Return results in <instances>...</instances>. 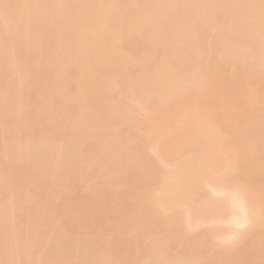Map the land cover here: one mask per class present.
<instances>
[{
	"label": "bare ground",
	"instance_id": "obj_1",
	"mask_svg": "<svg viewBox=\"0 0 264 264\" xmlns=\"http://www.w3.org/2000/svg\"><path fill=\"white\" fill-rule=\"evenodd\" d=\"M98 0H0V68H2V69H0V70H2L4 73H3V76H2V74H1V72H0V78H1V76H2V80L4 81V82H6L7 83V87H9L7 90L10 92V97H9V102L8 103H11V107L14 109H19L18 107L20 106H22V105H24L22 108H24V107H27V106H25V104H28L29 105V103L28 102H26L27 101V99L30 97V94L28 95V94H26L27 92L29 93V90L30 89H32L33 87L35 88H39L38 90L41 92V91H43V93H44V95H43V93H42V95H43V97L44 98H42V100L44 99L45 101H46V104H45V102L43 103V101H41V100H39V101H41L43 104H45L46 105V107H45V105H43V108H44V110L43 111H46L47 112V114L48 115H51V117L50 116H48L47 117V114L46 115H44V117H42L43 116V114L44 113H46V112H41V111H38L37 112V110H36V112L38 113V118L39 119H36L35 117H33V115H31V114H34L35 113V111L34 112H31V114H25V116H23L22 114H21V116L22 117H25L24 119H25V122H23V121H21V123L23 122L24 124L27 122L26 120H28L29 118H30V116H32L31 117V120H30V122L31 123H33L34 122V124H32V125H36L37 124V126H39V127H43V128H41V131H42V129L43 130H49V129H51V124H53V125H56V128H57V124H60V122H58V121H61L62 119H63V117H64V114H63V117L61 118L60 116H61V113L63 112L62 110H64V112H65V110L66 109H64L63 107H65L66 108V105L64 106V104H65V102L63 101L64 99L66 100V101H72V100H76L77 102L79 101V104H80V106L79 107H77V110H74V112L76 111V116H77V111H79V109L78 108H82V106L83 107H85L84 105H88L87 107H89V104L90 103H94V109H93V111L91 110V109H85V111L86 112H84V114L93 122V124L91 125L90 123H89V121L90 120H88V118L86 119V120H88V124L90 125H88V124H86V125H84L85 124V119H83V116H84V114L82 113V112H78V121L80 120V122L81 123H78V124H81V125H78V124H76L78 121H74L75 122V124L72 122V120L71 119H75V117L74 116H71L70 115V117H73V118H70V120H71V123H70V125H69V123H68V126L71 128V129H73V131H72V135H73V133H78L79 135H82L83 136V138H84V134H80L79 132H77V131H74V130H77L78 128L79 129H81V131L82 132H84V128H85V126H86V128H89V129H87V131L89 132V130H93L94 129V133H96L98 130H99V128L102 126V125H100V127H99V125H97L98 123H95V122H100V121H102L101 123L102 124H104V126H105V131L107 130V129H109V132L108 131H106V132H102V130H104V127H101L102 129H101V131L99 130L98 131V133H105V134H101L102 136H98V133H97V136L95 135V137H93V133H92V137L93 138H98V142L99 143H95L96 145L97 144H99V145H101L102 144V147H97V146H94L93 147V145L91 146V144L92 143H89L88 142V140H87V142H88V144H87V142H86V139L84 138V141H83V138H81V136H80V138L82 139V142L83 143H81V145L82 144H84V142L86 143V144H84V148H87L88 149V147H86V146H90L91 147V149L92 150H94V153H95V151L97 152V153H95V155H100L99 153H101V155H102V158H100L99 156H98V158H95V157H97V156H95V155H93L92 156V158L94 157L95 159H91L92 161H90V162H93L94 163V167L95 168H99V171L96 169L95 170V168L93 167V166H91V167H89V168H91V171L90 170H88L87 169V171H86V166L83 164L84 162H85V164H87V163H89V160L87 161V159H82L83 161H80L81 163V165L80 166H82V167H80L81 168V170H80V172L81 173H79L80 175L82 174V173H84L85 174V172H86V175H87V173H89V171H90V173L88 174L89 176H95L96 175V172L97 173H100V171H102L104 168H102L101 169V166H103L104 164H106V163H104L103 165H101L100 164V166H98L99 165V163L97 162V161H95V160H98L99 162H102L103 160H101V159H103L105 156L103 155V151H104V154L106 155L107 154V156L109 155V157H108V159H107V157H105L106 158V160H109V162H111L112 161V159L113 158H115L116 160H114L113 159V161H118V159L116 158L117 156V152L119 151V149H120V152H122L121 151V149H123V146H122V148H120L119 147V149H117V147L118 146H120L122 143H121V141H120V139H119V137H118V134H116L114 131H113V129L115 130L116 129V131H117V128L119 129H121L122 130V128H123V130L124 129H126V128H124V127H122V126H126L127 125V123H126V121H127V117L129 118V112H128V110H130V111H135V109L134 110H132V106L131 107H129V104L128 103H126L125 102V95H129V97L127 98V99H131L130 97L132 96L131 95V93L134 91H132V92H129L131 89H129V87H131L132 86V84H133V86L134 85H136L137 87H139V88H137V91H139L140 93H139V96L137 95L136 96V94H134L133 93V95H134V98H137V99H135V104H136V106H135V108H136V110H138L140 113H142V115H143V113H145V115H146V117H148L147 118V120H146V122H145V126H144V129L142 130L143 132H142V134H141V142H140V139H139V137H138V139L137 138H135V140H137V143L138 142H140L139 144H138V147H137V149H135L136 150V152H134L135 150L134 149H132L133 151H131V148H129V147H126V148H124V150L126 149L127 150V153H129V154H131L130 152H134V153H136L137 155V164H138V167L140 168V170H139V168H138V170H137V172H136V170H135V172H134V174L132 175V176H130V178H131V186H128V187H132L134 190V193L132 194V200L134 199L135 200V203H137V204H135V205H138V207L137 206H134V204H133V206H134V208L133 209H131L130 207H132V206H130V205H132V204H130L129 205V210L128 211H130L131 210V212L133 213V210H135V207H136V209H139V212L137 211V210H135L134 211V214L136 215L137 213H135V212H138V215H137V220L139 219V217L141 218V217H148L149 219H147L146 218V220H152V218H151V213H150V215H149V211H154L153 213V215H152V217L153 218H155V219H158L159 217H160V221H161V218L162 217H164L165 216V214H167V210L168 209H170V210H172L173 211V213L172 214H170L169 213V215L168 216H171L172 218L174 217V219H172V221L170 220L171 218L170 217H167V221H169V224H165V225H167V226H171L172 228H170V226H169V229L168 230H170V235L168 234H165V235H167L168 236V238H169V236H170V240L171 239H174V240H171V241H168L169 242V244H168V242L167 241H165V239L167 238V236L165 237V236H163V234L161 233V232H163V231H161V228H160V226L159 227H157V225H155L154 226V228L153 227H151L152 228V230H150V227H148L149 228V232H151V234L153 233L154 234V232L155 231H157V230H155L156 228L157 229H159L160 228V233L162 234V236L164 237L162 240H164L165 242H163L165 245H168L169 247L171 246V245H174V244H176V240L175 239H177L178 237H179V239H177V243H179L180 241L179 240H181V242L182 243H185L184 242V240H183V238L185 239V237L187 236V239H191L190 241H192L191 243L192 244H194L196 247H194V246H192L191 248H196L197 250L196 251H198V252H201V254L204 256V257H206L208 260H209V258H211L213 255H211V254H215L214 253V251H213V249L215 248H217L216 246L218 245V243H221V245L219 244L218 245V248H220L221 247V249H219L218 251H220L221 250V252H220V254H217V258L216 257H214L213 258V260L214 261H210V262H216V264H264V185H262L263 183H264V172L261 174L260 172H262V171H264V136L262 135V132L261 133H259V135H256L257 136V140L259 139V140H261V143H260V147H258L257 145H255L256 147L255 148H257V154L255 155V154H253L255 157H252V156H250L249 154H248V150H249V147H250V145H252V144H254V139H256V136L255 137H253V139H252V141L250 140L251 138H250V136H249V140H243L242 138H245L244 137V135H242L243 137L241 138L240 137V139H239V135H241L240 134V131H241V133L244 131V130H246V128H248L250 125H253L254 124V122L251 124L248 120H252L251 118L250 119H247V118H249L250 116L252 117V116H254V114L256 113V106L254 107V101H255V98H254V94L256 93V90H251V92L252 91H254L253 92V95L251 94V92H249L248 91V86L247 85H249V84H245L246 85V87L245 86H243L244 88H245V92H244V88H240V75H242L243 74V72H242V68L243 67H249V65H248V63H246L245 64V62H248V61H251V63H250V65L253 67L255 64H253L252 62H254L255 61V59L256 58H258L257 56H259V58L264 62V0H151V1H154L155 2V4H154V2H150L152 5L154 4V5H159V4H161L159 7L158 6H156L157 7V9H155L154 8V5L153 6H150V7H153L154 9H155V11H154V9L152 8V10L155 12H153L154 14H152V12H148L147 10H148V7H146L147 8V10H145L144 8H145V6H144V4H142V2L143 1H141V0H133L135 3L134 4H136V8H138L137 7V5L138 6H142V9H140V8H138V9H136V11H137V13L136 12H133V11H131V13H132V15L134 14H137V16H141L140 15V13L142 12H139L140 10H143V12H145V14L144 13H141V14H143L142 15V18L141 17H139L140 19H144V16L147 14V16H145V21L144 20H142V22H143V25H141L142 24V22L140 21V19L139 20H137V18L135 19L134 17H136V15L134 16H131L130 15V17L133 19H131V18H129L130 20H132V21H134V19L136 20V23H137V21H139L140 22V27H144V28H147L148 30H149V27L152 29V35H150L149 33H146L147 31H145L144 32V30L145 29H143V31H142V28H140V27H137V28H139V32L137 31V33L135 32V34H138L139 33V36H140V34H141V32L140 31H142V32H144V34H143V37L141 38V37H139V40L142 42L143 41V44H146L147 45V38H149L150 36H152L151 38L152 39H156V40H158V42H155L154 40H151V43H152V41L154 42V43H150L149 42V44L148 45H150L151 44V46L152 45H154L155 46V44H158L157 45V48L156 47H154V49H156V52H157V50L159 51V54H158V52H157V55H156V52H155V55H156V57H154L153 55H149V54H147V53H144L143 55H142V53H139V52H142V51H140V50H136L134 47H138V48H140V46H141V50H143V48H146L145 50H146V52L148 51L147 50V47H146V45H145V47H143V45H141L140 43L137 45V43H135V42H137L136 40H138V39H134V45L135 46H133V43L128 39L129 37H128V24H127V31H123V29H124V27H126L124 24L125 23H123L122 21H121V24L123 23V25L121 26V31H119V30H111L110 28L112 27V25L115 23L116 24V22L115 21H111L112 23H111V27H109L108 28V21H109V19L111 18L110 16H112V14L108 17V13H106V12H104V8L106 7L107 8V10H112V11H114L115 12V10L117 9V5H116V3H117V0L115 1V0H100V1H98ZM123 1V0H122ZM127 1V0H126ZM131 1V0H130ZM129 1V2H130ZM139 1V2H138ZM146 0H144V3H145V5H146V3H149L148 2V0H147V2H145ZM150 1V0H149ZM121 2V1H120ZM119 2V0H118V3L120 4H118V6H119V8L121 7V5H127L126 3H125V1L123 2L124 4H121ZM129 2H127V3H129ZM141 2V3H140ZM133 3V2H132ZM130 5H131V8H132V10H135V8H133V6H134V4H133V6H132V4H131V2L129 3ZM139 4H141V5H139ZM124 5V6H125ZM150 5V4H149ZM147 6H148V4H147ZM144 7V8H143ZM124 8V7H123ZM128 8V7H127ZM131 8H130V6H129V10H131ZM124 9H126V8H124ZM119 9H117L116 11H118ZM122 10V9H121ZM128 10V11H129ZM139 10V11H138ZM223 10H226V11H230V13H227L226 11H224V13L226 12L228 15H230L231 16V18H232V16H233V18L232 19H230V18H228L230 21H228V19L227 18H225L224 20H226L227 19V22H223L222 21V18H221V16L219 17V19H221L220 21H222L223 23H222V25L225 23H227V26L225 25V27H223V26H218L220 29L222 28H226L228 31H226L225 29L224 30H220V29H218V27L216 26L215 28H216V32H217V30H218V32L216 33L215 31L212 33V31L209 29L210 27H206V29L208 30V32L210 31V33H212V34H215V36L213 37V36H211L210 35V33H209V35L208 36H210L211 38H213V39H209V41H210V43H209V41H208V44H207V42L206 41H203V45L205 46V42H206V51H205V53H204V49H198L199 47H200V45L198 46V44L196 45H194V46H196V48H197V50H199V52H202V54L204 53V54H206L207 53V51H212V50H214L216 47H217V49L219 50V52L218 53H220V49H219V45H221L222 46V49H221V53H223V56H222V54H221V56H219V57H222L221 59H224V61L226 62H224L223 60H221V59H219L220 61H223V63L222 62H220L219 60H218V58H217V50L215 51L216 53H210L209 54V56H210V58L212 59V60H214L213 62L214 63H211L209 60H207V61H205V62H207V64H205V66H203L204 64H202V66L204 67V75H203V73H201V74H199L198 73V69H197V67H194V71H192V72H196V73H198L199 74V76L201 77V79H200V77H198L197 75L195 76L196 78H198V79H200V80H203L204 79V81H203V83L204 84H202L203 86H202V88L203 89H201L200 90V87H201V85L199 86V87H197V88H195V87H193V85L195 86V84L197 83V84H200L202 81H200L199 80V82L200 83H198V82H195L194 81V78L192 77V75L194 74H196V73H190L189 71L190 70H192L193 68H190V66H188L190 69H188V68H186V69H188V70H186L185 69V71H184V73H182L183 71H181L180 69H178L180 72H181V74H186L187 72L186 71H188L189 73H190V75L188 74V76H187V74L185 75V76H187V77H185V76H183V75H179V73H178V71H176L177 73L175 74V69L173 68V66H172V69H171V67H168V65H169V63L168 62H170L171 63V59H168L167 61H166V58H169V56L171 55V57L170 58H172V56L174 55V53H176L175 51H174V48L176 47V48H179V50H180V48L183 46V49H185V47L184 46H187V48L190 46V45H193L192 43V41L191 40H194V39H196L197 38V36H198V43L199 42H201V36H202V34H204L205 32H207V30H204V32L202 31V29H201V27L200 26H198V23H197V21H200V23L202 22L203 24H206V25H210L212 22H213V20H215L216 21V19H217V17L219 16V14H220V12H222L223 13ZM123 11V10H122ZM119 12V14H118V16H120V15H124V14H126V12H121L120 13V11H118ZM138 12H139V14H138ZM219 14H218V13ZM116 13V12H115ZM129 13L130 12H128L127 14L129 15ZM216 13L218 14L217 16H216ZM149 14V15H148ZM233 14V15H232ZM128 15H127V17L125 18V15H124V18H122V20L124 19V20H127L128 19ZM178 15V16H177ZM221 15V14H220ZM224 15V14H223ZM227 15V16H228ZM114 16V15H113ZM116 16H117V14H116ZM214 16H215V18H214ZM229 17V16H228ZM115 18V17H114ZM116 18H118L119 19V17H116ZM114 19V20H118V19ZM113 19V18H112ZM111 19V20H112ZM235 20V22L237 21V23H239V25H237V24H235L234 23V20ZM120 20H121V18H120ZM123 20V21H124ZM176 20H177V22L179 21L180 22V20H181V22H183L182 24H179V23H177L176 22ZM218 20V19H217ZM231 20L233 21L232 23H234L236 26H233L234 24H232L231 23ZM128 21V20H127ZM195 23H194V22ZM214 21V22H215ZM120 22V21H119ZM119 22H118V25H119ZM129 22V21H128ZM139 22L137 23V24H139ZM176 22V24L178 25L177 26V30H176V27H174L173 28V24ZM180 22V23H181ZM213 22V23H214ZM228 22H230L231 23V25L228 23ZM247 23L246 24V28H247V35L245 34V32H244V30L242 31V27L241 26H243L244 24L243 23ZM131 25H132V23L131 22H129ZM136 23H134V25L136 26L137 24ZM195 24V26H198L200 29H201V31H200V29L198 28V27H195L194 26V24ZM216 23H218V21L217 22H215V24ZM241 23V24H240ZM176 24H174V26H176ZM193 24V25H192ZM214 24V25H215ZM229 24V25H228ZM145 25V26H144ZM181 25V26H180ZM183 25H184V27H183ZM241 25V26H240ZM120 26V25H119ZM118 26V27H119ZM138 26V25H137ZM181 28H180V27ZM191 26H192V28H191ZM194 26V27H193ZM205 26V25H204ZM204 26L202 25V27H203V29H204ZM231 26H232V28H231ZM239 26H240V30L242 31V32H244V34H245V36H244V34L242 35V33H241V35L242 36H244V37H242V36H240L239 35V32H238V29H237V27L239 28ZM133 27V26H132ZM183 27V28H182ZM244 27V26H243ZM113 28H115V25L113 26ZM120 28V27H119ZM130 28V27H129ZM178 28H180V30L178 29ZM194 28V30H193V32H190L191 31V29H193ZM229 28V29H228ZM231 28V29H230ZM246 28H245V30H246ZM131 29V28H130ZM133 29H134V27L132 28V31H133ZM141 29V30H140ZM150 29V30H151ZM198 29V31H195V30H197ZM211 29H213V28H211ZM134 30H137L136 28L134 29ZM229 30H231V32H232V34L229 32ZM131 31V34H133V32ZM194 32H196V35H197V33H198V35L196 36V38H195V36H194ZM200 32H203V33H200ZM221 32V33H220ZM145 33L146 34H148L149 35V37H148V35H145ZM199 33H200V35H199ZM218 33H220V34H218ZM133 35V36H136V35ZM142 34H141V36H142ZM191 34L193 35L192 37H194L193 39L192 38H190V36H191ZM207 34V33H206ZM216 34H217V38L215 39V37H216ZM132 36V37H133ZM144 36H146L145 38H144ZM238 36H240V38H241V40H242V38H245L246 36H247V39H248V41L249 42H244V41H242V44H241V47H239L240 46V43H241V40H239L240 38L238 37ZM200 37V38H199ZM238 39H237V38ZM137 38V37H136ZM146 39V41L145 40H142V39ZM189 38V40H188V45H189V41H191L190 42V45L188 46L187 45V43H186V40ZM208 38V37H207ZM219 38V39H218ZM236 38V39H235ZM234 39L237 41L238 40V42H239V44L238 43H236V41H234ZM246 39V38H245ZM139 40H138V42H139ZM149 40V39H148ZM160 40V41H159ZM214 40V41H213ZM215 40H217L216 41V43H214L215 42ZM196 41V40H195ZM212 41H213V43H212ZM246 41V40H245ZM145 42V43H144ZM243 42H244V44L247 46H249L250 47V50H252V52H253V54L255 55V53L254 52H258L255 56H256V58H254V60H253V54H252V56H250V58L249 57H246V58H248V59H251V57H252V60H245L246 58H245V55H246V53H249V54H247V56L248 55H250L251 53L249 52V51H247L248 50V47L246 48V46H244L243 45ZM185 45H184V44ZM182 45L181 47L180 46H178V45ZM199 44H201V43H199ZM147 45V46H148ZM202 44H201V46L202 47H200V48H205L204 46H203ZM216 45H218V46H216ZM41 46H43V47H45L44 49L46 50V54L47 55H49V56H47L46 55V58H45V51H43V54H42V56L41 57H43V60H44V64H43V62H42V64L43 65H41L40 67L36 64V63H32V61H30V60H32L31 59V57H29V54L30 53H35V52H38L39 50H40V48H41V50H40V53H41V51H42V47ZM178 46V47H177ZM220 46V47H221ZM245 49H244V48ZM137 48V49H138ZM150 48V47H149ZM152 48V50H153V46L151 47ZM159 48V49H158ZM175 48V49H176ZM190 48H195V47H189V49ZM195 48V49H196ZM224 49V50H223ZM236 49V51H234ZM243 49V50H242ZM31 50V51H30ZM178 50V51H179ZM231 50L233 51L232 53H234V52H236V54L234 55H232L233 56V58L232 57H230L229 56V58H227V55H229L228 54V52H231ZM239 50H240V52H242V53H245V55L243 54V57L245 58H243L242 57V53H240L239 52ZM242 50V51H241ZM244 50H246V51H244ZM225 51H227V53L225 52ZM136 52H138L140 55H137L136 54ZM143 52H145L144 50H143ZM149 52V51H148ZM152 52V51H151ZM225 52V53H224ZM23 53H29V54H27V58L28 59H30V60H28L27 61V63L25 62H23V61H21L19 58H18V56L20 57V58H22L21 56H20V54H23ZM32 53V54H33ZM153 53V52H152ZM178 53V52H177ZM176 53V54H177ZM239 53V58L237 59V54ZM25 54V55H26ZM39 54V53H38ZM151 54V53H150ZM154 54V53H153ZM173 54V55H172ZM201 54V53H200ZM203 54V58H204V55ZM214 54V55H213ZM224 54H225V58H224ZM158 55H160V56H158ZM179 55H181V53L179 54ZM178 55V56H179ZM220 55V54H219ZM24 56V55H23ZM152 56H153V59H152ZM175 56V55H174ZM173 56V61H174V59H176L175 61H176V65L179 63V61H180V63L182 62V64H183V60L181 61L179 58H181V57H179L178 59H177V55L174 57ZM184 56V55H183ZM236 56V59H234V57ZM40 57V58H41ZM159 57V58H158ZM162 59H161V58ZM216 57V58H215ZM35 58V57H34ZM197 58V57H196ZM207 58V57H206ZM209 58V57H208ZM209 58V59H210ZM215 58V59H214ZM231 58H232V60H231ZM244 59V62H242L243 61V59ZM150 59H152L151 61H153V62H156V64H153L154 65V69L152 68V72L149 70V72H147V73H149V74H146V70L148 71V68L145 70L144 69V67H145V65L146 66H149V64H150V62H149V60ZM158 59H161L160 61H158ZM182 59V58H181ZM186 59V58H185ZM229 61H228V60ZM239 59H241L240 61L242 62V64H240V62H236V61H234V60H237V61H239ZM259 59V60H260ZM23 60H24V58H23ZM26 60V59H25ZM38 61H40V63H41V61H43L42 59L41 60H39V59H37ZM156 60V61H155ZM178 60V61H177ZM219 62H217V61ZM258 60V59H257ZM33 61H35V59L33 60ZM172 61V62H173ZM174 61V62H175ZM232 61H234V63H232ZM261 61V62H262ZM23 62V63H22ZM147 62H148V65H147ZM173 62V63H174ZM178 62V63H177ZM204 62V61H203ZM227 62H230L229 64L231 65V66H228L229 64L227 63ZM261 62L259 63L258 61H257V63H259V65L261 64ZM173 63H171V64H173ZM220 63H221V65H220ZM235 63H237L236 64V67H235V65H233V64H235ZM151 64H152V62H151ZM216 64H218V65H216ZM223 64H228V65H224V67L222 66ZM238 64L239 65H241L242 67L240 68L239 66H238ZM174 65V64H173ZM179 65H181V64H179ZM222 66L223 67V69L225 68V70H222V68L220 67V66ZM248 65V66H247ZM259 65H258V67H259ZM151 67H153L152 65H150ZM185 66H186V64L184 63V65H182V68H183V70H184V68H185ZM186 66V67H187ZM201 66V65H200ZM218 66V67H217ZM251 66H250V68H251ZM41 67L43 68L42 70H47L48 72H47V75L45 76L47 79H45L44 81H42L41 80V78L42 77H40L38 74L40 73V72H42V70H40L41 69ZM150 67V68H151ZM174 67H175V65H174ZM181 67V66H180ZM179 66H178V68H180ZM193 67V66H192ZM199 67V66H198ZM226 67L228 68V67H230V68H228V69H226ZM234 67V69L235 68H237V70L239 71V69H241L240 71L242 72H240L239 71V74H238V71L236 70V72H234L235 70L234 69H232ZM239 67V68H238ZM255 67H257V64H256V66ZM134 68H136V72H133V69ZM200 68L201 67H199V70H200ZM139 69V70H138ZM172 71H171V70ZM177 69V68H176ZM196 69V70H195ZM219 69H221V70H219ZM40 70V71H39ZM203 70V69H202ZM245 70H247L246 72H244V76H246V74H248L247 75V77L248 76H251V74H249V72H252V71H249L248 72V70H250L249 68H247V69H245ZM9 73H8V72ZM244 71V70H243ZM7 72V74H6V76L7 75H9L7 78H8V80H6L5 81V79H7V78H5L6 76H5V73ZM200 72V71H199ZM203 72V71H202ZM234 72V73H233ZM44 73H46L45 71H44ZM236 73V74H235ZM253 73V72H252ZM192 74V75H191ZM231 74H232V76H231ZM257 74H258V72H257ZM257 74H255L254 76H256ZM40 75H41V73H40ZM42 75H43V73H42ZM41 75V76H42ZM45 75V74H44ZM236 75H238V76H236ZM5 76V77H4ZM33 77V78H35V81H34V83H33V85H31V86H29L28 85V81L26 80V79H24V77ZM190 76V77H189ZM235 76V78H233ZM253 76V75H252ZM251 76V77H252ZM253 76V77H254ZM189 77V78H188ZM192 77V78H191ZM229 77L230 78H232V79H234L233 81L235 82H232V79H229ZM238 77V78H237ZM4 78V79H3ZM203 78V79H202ZM226 78V79H225ZM256 78H260V76H259V74H258V77L256 76ZM255 77H254V79H256ZM1 79H0V81H1ZM225 79V80H224ZM262 79V78H261ZM23 80H25V83L23 84ZM34 80V79H33ZM130 80V81H129ZM156 80V81H155ZM157 80H158V82L160 83H158L157 82ZM224 80V81H223ZM264 80V79H263ZM28 83H27V82ZM32 80H30V82H31ZM192 81L194 82V84L192 83ZM197 81V80H196ZM226 81V83H224ZM237 81V82H236ZM256 81H259V80H257L256 79ZM262 81V80H261ZM157 84H155V83ZM231 82V83H230ZM239 82V83H238ZM27 83V84H26ZM131 83V84H130ZM222 83V84H221ZM223 83L224 84H226V87L223 85ZM227 83H229V84H227ZM234 83V84H233ZM257 83V82H256ZM262 82H259V84H261ZM155 84V85H154ZM189 84H191V88H189L190 86H189ZM197 84H196V86H197ZM216 84H218V85H216ZM219 84H220V86H222L221 87V89H218V88H220V86H219ZM230 84H232V85H230ZM258 84V83H257ZM257 85V87H259L260 85ZM129 85H131V86H129ZM228 85V86H227ZM236 86V87H238V88H240V90H239V92L243 89V93H238L237 95V97H239L240 98V100L239 101H236L237 100V97L235 98V96H233L234 94L233 93H235V88L236 87H233V86ZM1 86V85H0ZM4 86V85H3ZM133 86H132V89H133ZM211 86H214V87H216V88H214V89H216V90H219L218 92H216V90L215 91H213L212 89L213 88H210ZM232 86V87H231ZM250 86V85H249ZM2 87V86H1ZM5 87V86H4ZM30 87V88H29ZM156 87V88H155ZM33 88V90H30V91H33V92H35V89ZM134 88L136 89V87L134 86ZM141 88V89H140ZM193 88H195V89H193ZM199 88V91L198 90H196V89H198ZM209 88L212 90L211 91V93L212 92H215V93H210V94H207V96H209L210 95V97H211V102H212V100L213 99H215V100H213L214 102L215 101H219V99H217L219 96H221L222 97V99L224 98V101H231V102H229L230 104L232 103V104H234V105H232V108L234 109L235 107L236 108H239V107H237L238 105H240V107H241V109H240V113L238 112V111H236L237 109L235 108V112H233V111H230L231 113H232V115L233 116H231V115H229L228 116V114H230V112L228 111V114H226L228 117H227V119H224V120H227L229 123H227V124H229V126H230V124L232 125V123H234V122H236V123H234L235 125H236V127H235V125L233 126L234 127V129H235V131L237 132V133H239V135L237 134V133H235L234 132V130L232 131V133L234 132L235 133V136H234V134H233V136L234 137H232V136H230V134L229 133H227V132H224L223 131V129L226 127V126H224V125H227L225 122H227V121H224L223 119H221V117H222V115H221V113L222 112H224L223 114H225V112L227 111L226 109H225V111H222L221 113H219L218 112V114L219 115H217V121L219 122V125L218 124H214L215 125V127L214 128H212L213 127V125H211V126H209V122H207V119H209V114H208V112H209V107H207L208 105H203L202 104V102H200V101H197V99H199V98H201V96L202 95H206V91L208 90V93H209ZM224 88V89H223ZM234 88V89H233ZM262 88V87H261ZM114 89H118V90H120V91H127L126 92V94L124 95L122 92L120 93V99H117V102H115L114 101V99H116V97H113L114 99L112 100V101H114L115 103H116V105H113L112 104V106H113V108H112V106H111V108H112V110H109L108 108H102V109H104V110H102V109H100V107L102 106V105H107L108 103L107 102H109V100L110 99H112V96L110 95V93H111V91H112V93L114 92V94H113V96H116L115 95V90ZM128 89V90H127ZM139 89V90H138ZM231 89V90H230ZM221 90V91H220ZM258 90H259V88H258ZM1 91H3V90H1ZM71 91H74L73 93L75 94V95H72L71 93ZM137 91L135 92V93H137ZM225 93H224V92ZM233 91V92H232ZM247 91V92H246ZM36 92H38L37 90H36ZM152 92H153V94H156V96L158 97H156L157 98V100L155 99V97L154 96H152V100H155V101H159V102H163V101H165V100H168V101H166V103L168 102V103H170V104H168L169 106H166V105H163L164 106V108H163V110H157V108L154 106V104L156 105V103H152V101H151V99L149 100V101H151V102H149L148 101V97L150 96V94H152ZM227 92V93H226ZM228 92H230L229 94H232V95H229L228 94ZM261 92H262V90H261ZM1 93V92H0ZM4 93L6 94V92L4 91ZM3 92H2V94H4ZM39 93V92H38ZM129 93V94H128ZM220 93V94H219ZM2 94L0 95V96H2ZM4 94V95H5ZM9 94V93H8ZM121 94H122V96L124 95V97H122L121 96ZM222 94H223V96H222ZM224 94H228V96L231 98V100H230V98L227 96V97H225V95ZM240 94V95H239ZM4 95L1 97V99H3V97H4ZM7 95V94H6ZM33 95H36V93H32V95H31V97L30 98H32L33 97ZM200 95V96H199ZM213 95V96H212ZM217 95V97H214V96H216ZM29 96V97H28ZM110 96H111V98H110ZM136 96V97H135ZM257 96V95H256ZM23 97H25V99H26V101L25 100H23ZM27 97V98H26ZM39 97V96H38ZM122 97V98H121ZM154 97V98H153ZM199 97V98H198ZM212 97H214V98H212ZM233 97H234V99H233ZM261 97H263L264 98V95L262 96L261 95ZM8 98V97H7ZM7 98H6V100H7ZM29 98V99H30ZM151 98V97H150ZM202 98H204V97H202ZM207 98H209V97H207ZM220 98V97H219ZM228 99V100H225V99ZM4 99H5V97H4ZM3 99V100H4ZM125 99V100H124ZM132 99H133V97H132ZM210 99V98H209ZM217 99V100H216ZM221 98H220V100H222ZM233 99V100H232ZM5 100V101H6ZM56 100H58V101H56ZM60 100H62L61 101V103L63 102L64 104H63V106L61 105V104H59L58 105V103H60L59 101ZM235 100V101H234ZM256 100H258V99H256ZM33 100L31 99V102H32ZM69 102V103H67V107H71L72 105H71V103L72 102ZM207 101H208V103L210 102L208 99H207ZM206 101V102H207ZM235 102V103H233V102ZM259 101H260V99H259ZM1 102V101H0ZM7 102H5L6 104H8ZM24 102H26V103H24ZM30 102V101H29ZM40 102V103H41ZM110 102H111V100H110ZM109 102V103H110ZM128 102V101H127ZM149 102V103H148ZM213 102V103H214ZM220 102H223V101H220ZM4 102H2V104H3ZM4 103V104H5ZM35 103V102H34ZM39 103V102H38ZM39 103V104H40ZM41 103V104H42ZM152 105H151V104ZM158 103V102H157ZM236 103H239L238 105L236 104ZM5 104V105H6ZM31 104V103H30ZM75 104H77L75 101H74V105ZM78 104V105H79ZM148 104V105H147ZM161 104V103H160ZM163 104H165L164 102H163ZM207 104V103H206ZM215 104H216V102H215ZM219 106H220V104L219 103H217ZM235 104H236V106H235ZM242 104V105H241ZM1 105V104H0ZM8 105H10V104H8ZM37 105V101H36V103H35V106ZM58 105V106H57ZM111 105V104H110ZM150 105V106H149ZM210 105H214V104H211L210 103ZM258 106H257V108L258 107H263L264 108V105L263 106H259V104H257ZM62 106V107H61ZM91 106V105H90ZM97 106H99V107H97ZM148 106V107H147ZM161 106V105H160ZM163 106H161V107H159L158 106V109L159 108H162ZM3 107V109L4 110H6L4 107H6V106H4V105H2V106H0V108H2ZM28 107H30V105L28 106ZM41 107H42V105H41ZM74 107H76V105L74 106ZM103 107H105V106H103ZM107 107H109V106H107ZM131 108V109H129V108ZM166 107V108H165ZM215 107V106H214ZM213 107V108H214ZM228 107H230V105H228L227 106V108ZM21 108V109H22ZM33 108V107H32ZM36 108V107H35ZM39 109H40V107H38ZM62 108V109H61ZM89 108H93V107H89ZM110 108V109H111ZM37 109V108H36ZM108 109V110H107ZM259 109V108H258ZM24 110V109H23ZM25 110H27V108L25 109ZM25 110H24V113H27V111L25 112ZM29 110V109H28ZM71 110H73V108L72 109H70V111ZM103 111V112H101V111ZM107 110V111H106ZM224 110V109H223ZM229 110H230V108H229ZM20 111V110H19ZM61 111V112H60ZM80 111H81V109H80ZM82 111H84V108H82ZM90 111V112H89ZM134 112V113H139V112ZM219 111H221V110H219ZM261 111V110H260ZM259 111V112H260ZM262 111H264L263 109H262ZM0 112H1V109H0ZM4 112V111H3ZM21 112V111H20ZM39 112H41V115L39 116ZM73 112V113H74ZM129 114H128V113ZM237 112V113H236ZM5 113V115H6V113H7V111L6 112H4ZM4 113H2V115L4 114ZM50 113V114H49ZM80 113H82L83 115H81ZM1 114V113H0ZM19 114V113H18ZM70 114V113H69ZM75 114V113H74ZM88 114H90V116L88 115ZM129 116H128V115ZM132 114V113H131ZM263 116H262V115ZM144 115V116H145ZM221 115V116H220ZM237 116L236 118H235V116ZM257 115V114H256ZM259 115H261L260 116V118L261 117H263L264 118V114L263 113H259ZM36 116V117H37ZM45 116L47 117L46 119H48V118H51V120H55V123H57V124H54L52 121H50V122H52L51 124H49V120L47 121L46 119H44L45 118ZM66 116V115H65ZM82 116V118H80ZM86 116H84L85 118H86ZM127 116V117H126ZM133 116H135L134 114H133ZM223 116H225V115H223ZM231 116V117H230ZM4 117V116H3ZM10 117V116H9ZM19 117V116H18ZM27 117H29L28 119H27ZM68 117V116H67ZM67 117H66V119H67ZM126 117V121H124L125 123H126V125L125 124H121V125H118V123L120 124V122L122 121L123 122V120L122 119H124ZM226 117V116H225ZM230 117V118H229ZM257 116H255L254 118H256ZM5 118H6V116H5ZM14 119H16L15 118V116L13 117ZM56 118H58V121L56 122ZM95 120H93V119ZM96 118H98L97 119V121H96ZM218 118H219V120H218ZM224 118V117H223ZM229 118V119H228ZM235 118V120L236 121H233V119ZM258 118V117H257ZM259 118V120H263L262 121V123H261V121H260V123H259V120L257 119L256 121H257V123H256V125H255V128H256V130H257V124H258V126H259V124H260V126H259V128H263L264 127V119L263 118H261L260 119ZM7 119V118H6ZM11 119V118H10ZM10 119L8 118L7 119V121L9 122L10 121ZM14 119H12L13 121H11L12 122V126L10 125L9 127H11V129H12V127L13 126H16L18 123L14 120ZM19 119V118H18ZM40 119H43L44 121L46 120V122H42V123H46V125H47V127H45V125L43 126V124L42 125H40V123H41V121L42 120H40ZM82 119V120H81ZM131 119H133L132 118V116H131ZM144 119V118H143ZM143 119H142V121H143ZM223 120V122L221 121V120ZM246 119H247V121H246ZM38 120L40 121L39 123H38ZM65 120V119H64ZM130 120V119H129ZM29 121V120H28ZM69 121V119L67 120V122ZM84 121V122H83ZM141 121V122H142ZM144 121H145V119H144ZM209 121V120H208ZM3 122V121H2ZM1 121H0V123L1 124H3ZM6 121L4 120V123H5ZM7 122V123H8ZM13 122H14V124L15 123H17V124H15V125H13ZM30 122L28 123H26L25 124V126L24 125H22V127L24 126V128L25 129H27V128H29L28 126H30L31 124H30ZM66 122V123H67ZM140 122V123H141ZM248 122V123H247ZM7 123H5V125L4 126H6L7 125ZM62 123H64L63 122V120L61 121V124ZM82 123H84V124H82ZM87 123V122H86ZM130 123V122H129ZM143 123V122H142ZM245 123L247 124V126L245 125ZM250 123V124H249ZM65 124V123H64ZM63 124V125H64ZM71 124H72V126L73 125H76V127L75 126H73V128L71 127ZM100 124V123H99ZM116 124L118 125L117 127H115L116 126ZM211 124V123H210ZM222 124V125H221ZM249 124V125H248ZM19 125H20V123L18 124V127H15V128H13V129H16V131L15 132H18V133H20L19 132V130H18V128L20 129V127H19ZM28 125V126H27ZM30 126V127H34V126ZM50 125V126H49ZM78 125V126H77ZM261 125H263V126H261ZM80 126L82 127V128H80ZM84 126V127H83ZM95 127V128H93V129H91L92 127ZM97 126H98V128H97ZM119 126H121V127H119ZM244 126V127H243ZM46 129H45V128ZM50 127V128H49ZM62 127V126H61ZM60 126H59V128H61ZM67 127V126H66ZM115 127V128H114ZM141 127L143 128V126L141 125ZM224 127V128H223ZM239 127V128H238ZM1 128V127H0ZM5 128H7V126L5 127ZM38 130H39V128L38 127H36ZM69 128V129H70ZM76 128V129H75ZM86 128H85V130H86ZM98 130H97V129ZM107 128V129H106ZM110 128H112V130L110 131ZM142 128H140V130L142 129ZM223 128V129H222ZM241 128L243 129V130H241ZM245 128V129H244ZM258 128V130H259V132L260 131H262V129H259ZM8 129V128H7ZM6 129V132L8 131ZM64 129H65V127H64ZM78 129V131H80ZM1 130V129H0ZM10 130V129H9ZM18 130V131H17ZM22 130H23V128H22ZM32 130V134L30 135V137H28V139L25 137H23L24 138V140H23V142H25V143H27V141L31 138V136H33V138H35V136H37V135H34V131H33V129H31ZM57 130V129H56ZM66 130H68V129H66ZM121 130H119L118 132H121ZM240 130V131H239ZM257 130V131H258ZM263 130H264V128H263ZM12 131V130H11ZM27 131H28V129H27ZM59 131V130H58ZM63 131V130H62ZM70 131V130H69ZM256 131V132H257ZM1 132V131H0ZM3 132V131H2ZM1 132V133H2ZM8 132H10V131H8ZM8 132H7V134H8ZM14 132V130L11 132V133H13ZM14 132V134H16ZM23 131H21V133H20V135L21 134H24V133H22ZM49 132V131H48ZM47 132V134H50V132L48 133ZM51 132H53V131H51ZM81 132V133H82ZM86 132V131H85ZM0 133V134H1ZM4 133H5V131H4ZM10 133V134H11ZM17 133V134H18ZM38 132H36V134H37ZM56 133V132H55ZM75 133V134H76ZM87 133V132H86ZM106 133L109 135V138H108V135H106ZM110 133V134H109ZM112 133H114V134H116V136L118 137V138H115L114 139V134L111 136V134ZM263 133H264V131H263ZM3 134V133H2ZM7 135L8 136V138H9V136H11V135ZM41 135H42V137H40V136H37L36 138H35V142H38V143H40L41 141H48V139H51V141L53 140V136H51L50 135V137H48L47 136V134H46V136L44 137L43 136V134L42 133H40ZM39 133H38V135H40ZM58 134V133H57ZM73 135V137H75V136H77L78 134H76V135ZM88 134H91V133H88ZM260 134L262 135V136H260ZM5 135H6V133H5ZM29 134H28V132H27V135H26V133H25V136H28ZM60 135V134H59ZM1 136V135H0ZM62 137H63V135H61ZM60 136V137H61ZM69 136V135H68ZM86 136V135H85ZM140 136V135H139ZM238 136V137H237ZM252 136H254V135H252ZM6 137V136H5ZM4 137V138H5ZM12 138H13V136H11ZM10 137V138H11ZM15 137H17L16 138V140H15V144H16V141H18V143L17 144H20L19 146H17V145H15V146H17V148L19 147V149L20 150H22L21 152H20V150H19V152L20 153H25V155H21V156H23L24 158H25V162H27V165H28V161H27V157L28 156H26V154L27 153H29V152H31L30 150H32L33 149V147L32 146H30L31 144V142L33 141V139L32 140H30V141H28V143L30 144L29 146H22V145H27V144H24V143H20L19 141H20V136H15ZM48 137V138H47ZM53 137V138H52ZM91 136L90 135H88L87 136V138H90ZM110 137L111 138H113V140L112 139H110ZM135 137V136H134ZM133 137V138H134ZM263 137V139H260V138H262ZM3 138V139H4ZM7 138V137H6ZM44 138H46V139H44ZM66 138V137H65ZM79 137H78V139H80ZM14 139V138H13ZM18 139V140H17ZM27 139V140H26ZM42 139H44V140H42ZM56 139H58V137L56 138ZM60 140H61V138H59ZM63 139V138H62ZM91 139V138H90ZM105 139L108 141H105ZM118 139V140H117ZM0 140H1V138H0ZM4 140H6V139H4ZM8 140V139H7ZM21 140H22V138H21ZM55 140V139H54ZM76 140H77V138H76ZM104 140V141H103ZM111 140V142L112 143H109V141ZM257 140H255L256 142H255V144H258V142H260L259 140L257 141ZM2 141V140H1ZM0 141V142H1ZM9 141V140H8ZM57 141V140H56ZM63 141H64V139H63ZM90 141H92V140H90ZM117 141H119V143L117 142ZM6 142V141H5ZM10 142V141H9ZM67 142H69V144L67 143L66 145H67V147L64 149L65 151H67V148H68V151H69V149H70V152H72V150H71V146H74L75 144H76V141H75V143H73L72 141L70 142V140H68ZM96 142H97V140H96ZM103 142L106 144H108V146H107V144H106V146H107V148L109 147V145H110V147L107 149L106 148V146L103 144ZM34 142H32V144H33ZM37 143V145L38 146H41V145H39ZM47 143V142H46ZM52 144V142H48V146L50 145V144ZM53 143H55V142H53ZM58 143V142H57ZM56 143V144H57ZM64 143V142H63ZM70 143H72V145L71 146H69L70 145ZM79 143V142H78ZM93 143H94V141H93ZM101 143V144H100ZM117 143H118V145H117ZM7 144H8V142H7ZM12 144V143H11ZM34 144H36V143H34ZM33 144V145H34ZM40 144H42V142L40 143ZM61 143H59V148L61 147V145H60ZM43 145H46L45 143H43ZM53 145V144H52ZM62 145H64V144H62ZM79 145V144H78ZM81 145H79V147H82ZM86 145V146H85ZM130 145V144H129ZM36 145H34V147H35ZM37 146V147H38ZM54 146V145H53ZM53 146H51L50 148L52 149V147ZM253 146V145H252ZM20 147H22V149L20 148ZM24 147V148H23ZM32 147V149H29V148H31ZM45 146H43V148H44ZM76 147V146H75ZM89 147V148H90ZM96 147H97V149H96ZM104 147H105V149L106 150H104ZM1 148V147H0ZM9 148H10V146H9ZM8 148V149H9ZM40 148V147H39ZM48 148V147H47ZM56 148V147H55ZM83 148V147H82ZM82 148H81V150L80 149H78V151H77V153H80V151H81V153H85V150L83 149L82 150ZM95 148V149H94ZM100 148H102V150H100ZM5 149V148H4ZM7 149V150H8ZM11 149H12V146H11ZM15 149V148H14ZM26 149V150H25ZM28 149H29V152H28ZM38 149V148H37ZM49 149V148H48ZM48 149H45V151L46 150H48ZM128 149H129V152H128ZM1 150V149H0ZM13 150V149H12ZM24 150V151H23ZM34 151H35V149H33ZM33 150H32V153H33V155H34V153L36 152H33ZM44 150V149H43ZM55 150H57V149H55ZM60 150H61V148H60ZM58 150V151H56L57 152V154H58V156L56 157V155L57 154H55V159H59V155L60 156H62V154H60L62 151H63V155L65 154V153H67V152H65L64 153V150ZM75 150H77V149H75ZM80 150V151H79ZM123 150V151H124ZM39 151H40V149H38V153H39ZM49 151V150H48ZM52 151V150H51ZM60 151V152H59ZM89 151L91 152V150H88V151H86V153L85 154H88L89 153ZM98 151H99V153H98ZM107 151H109V154H108V152ZM184 152V153H181V152ZM187 153H186V152ZM9 152V151H8ZM75 152V151H74ZM73 152V153H74ZM106 152V153H105ZM5 153L6 152H4V155H5ZM14 153H15V150H14ZM18 153V152H17ZM19 153V154H20ZM38 153H36V155L38 154ZM41 153H42V151H41ZM45 154H47V152H44ZM55 153V152H54ZM76 153V152H75ZM75 153L74 154H70V153H68L69 155H67L68 157L71 155V159H73L74 157H76L75 159H74V161L73 160H69V159H67V158H65V157H61L60 159L61 160H63V162H65L66 163V161L63 159V158H65L66 160H67V164L69 165V166H72V163H75L76 165H77V163L79 164V161L77 160L78 159V155H75ZM80 153V155H79V158H80V156L82 155ZM83 153V156H85V154ZM92 153L93 152H91V154L90 155H92ZM123 153V152H122ZM133 153V154H134ZM184 154L185 156H187V157H185V156H177L178 154ZM250 154H251V152H249ZM40 154V153H39ZM38 154V155H39ZM43 154V153H42ZM48 154H49V152H48ZM52 154V153H51ZM50 154V155H51ZM121 154V153H120ZM124 155H126V153H123ZM187 154V155H186ZM6 155H8V154H6ZM6 155H5V160H6ZM28 155H32L31 153L30 154H28ZM53 155V154H52ZM66 155V154H65ZM250 156L251 158H250V160L252 159L253 160V164L250 162V165H248L247 166V168L245 169V170H243V171H236L235 169H234V166H235V163H237V162H239L240 163V165L242 164V165H244V162H245V157H247V156ZM15 156H16V154H15ZM19 156V158L21 157L20 155H18ZM35 156V155H34ZM42 156H44V154L42 155ZM42 156L41 157H38L37 156V159L38 160H40V158L42 159ZM83 156H82V158H83ZM119 156V155H118ZM122 156V155H121ZM153 156V157H152ZM30 157V156H29ZM33 156H31V158H32ZM44 157H46V156H44ZM50 157V156H49ZM90 158H91V156H89ZM124 158H125V156H123ZM172 157H176V159H175V161L177 160V159H179L180 157H181V159H183L182 160V162H180L179 164H177L175 161H174V158L172 159V161H168V159L170 158H172ZM13 158H16V157H14V155H13ZM30 158V160H31V163L29 164V165H31L32 164V162H34V161H36L37 159H36V157L34 158L33 157V159H36V160H33V159H31ZM51 158V157H50ZM52 158H54V155H53V157ZM51 158V159H52ZM89 158V159H90ZM100 158V159H99ZM123 158V159H124ZM254 158V159H253ZM4 159V158H3ZM8 159V158H7ZM51 159H48L47 158V160H51ZM55 159H52V160H54V163H53V161L51 162V163H48L47 164V168H42V169H40L41 167H44L45 165H43L42 166V163H43V161L45 162V159H43V161L42 160H40L41 162L39 163V164H41L40 165V167L38 166L39 164L37 163V162H39V161H36L35 163H33V169H34V171L31 169H29L30 171H29V173H27L28 175H27V179H26V181L25 180H23L24 181V183H23V185L24 184H26L27 185V188H28V186H29V188L28 189H30V187H32V185H34V184H38L39 183V185H35L36 186V188L38 187V193H40L41 191H43L42 190V187L41 186H43V185H41V183L40 182H42L40 179H42V180H44L43 178L47 175V176H51V177H53V175H55L57 172H58V174L56 175V176H54V177H56V178H53V179H61L60 177L64 174V173H66L67 175H68V178H67V175H65L64 177L62 176V178H63V180H65V177H66V179L68 180L69 178H70V174H71V176H73L74 174H77V172H79L78 171V169H80L79 167H77V166H73V167H69L68 165H66V164H63V166L64 165H66V167L64 166L63 167V169H62V165L61 166H59V169H56V170H59V171H54L55 172V174H54V172H52L53 170H51V169H53V168H55L56 167V164L58 165V163L59 164H62V163H60L61 162V160L59 159V160H56L57 162H55ZM126 160L127 159H129L127 156H126V158H125ZM4 160V161H5ZM12 160V159H11ZM16 160H17V162L19 161L18 159H15V162H16ZM22 160H24L23 158H21V161ZM46 160V161H47ZM84 160H86V161H84ZM94 160V161H93ZM101 160V161H100ZM119 160H120V156H119ZM125 160V161H126ZM153 160V161H152ZM249 160V161H250ZM251 160V161H252ZM20 161V162H21ZM60 161V162H59ZM68 161H69V163H68ZM76 161H77V163H76ZM175 162L176 164L174 165V166H172V164H171V162ZM179 161V160H178ZM181 161V160H180ZM5 162H8V161H5ZM10 162V161H9ZM15 162H10V164H14ZM16 162V163H17ZM19 162V165L21 164V163H25L24 161H22L21 163ZM48 162H50V161H48ZM72 162V163H71ZM87 162V163H86ZM104 162V161H103ZM102 162V163H103ZM135 162V161H134ZM38 165H37V164ZM45 163H47V162H45ZM113 163V162H112ZM112 163H111V165H112ZM120 163H122V161H120ZM136 163V162H135ZM12 164V165H13ZM37 165V166H35V165ZM53 164V165H52ZM97 164V165H96ZM174 164V163H173ZM7 165V164H6ZM12 165H7V166H12ZM15 165V164H14ZM21 165H23L24 166V164H21ZM26 164H25V166H27ZM49 165V166H48ZM51 165H52V167H51ZM74 165V164H73ZM84 165V166H83ZM89 165H90V163H89ZM114 165H115V163H114ZM117 165H119L118 163H117ZM122 166L124 165L123 163L121 164ZM18 165H16V167H17ZM0 167H2V165L0 166ZM16 167H15V169H16ZM19 167V166H18ZM17 167V168H18ZM20 167H22V166H20ZM20 167L18 168V171L16 172V170L14 169V167H13V169L11 168V170L13 171L14 170V173H18V177H20V176H22L23 174H25V176H26V173H25V169L27 168V170H28V167H23L22 169H20ZM30 167H32V165L30 166ZM35 167V168H34ZM49 167H51V168H49ZM69 167V168H68ZM113 167V166H112ZM129 167V166H128ZM131 167V166H130ZM132 167H135V166H132ZM166 167V168H165ZM249 167V168H248ZM2 168H4V167H2ZM2 168H0V169H2ZM6 168V167H5ZM10 168V167H9ZM8 168V169H9ZM63 170V171H61V169ZM72 168L74 169L75 168V170L74 171H72ZM78 168V169H77ZM169 168V169H168ZM196 168H198L199 169V172L197 171V169ZM8 169H6V170H8ZM20 169V170H19ZM83 169V170H82ZM85 169V170H84ZM93 169H94V172H93ZM121 169H123V168H121ZM127 169V168H126ZM134 169V168H133ZM133 169H131V171L133 172ZM10 170V169H9ZM10 170V171H11ZM26 170V171H27ZM67 170H69L68 172H67ZM125 170V169H124ZM128 170V169H127ZM130 170V169H129ZM200 170H201V172H200ZM1 171V170H0ZM10 171H8L7 172V175H6V173H3V172H1L0 174L1 175H3V174H5V176H7V177H5L4 179H3V181H2V179H1V181H2V183L0 182V208L2 209L1 210V212L0 213H2L0 216L2 217V215H3V213L5 214V212H11V213H13L11 210H13V208H12V203L14 202V199L15 198H17V197H20V196H22V195H25V196H23L24 197V200L22 199V198H19V199H16V200H18L17 201V206H19V203L18 202H20L19 200L21 199V200H23V201H25L26 200V198H31L30 200L32 201V199H33V197H34V199H35V196H33V197H31V195L33 194V193H31L30 194V192L28 191V189H26L27 190V192L30 194H28L27 192H25L24 194H22V195H19V194H21V192H22V187H24V186H19L18 184H15L16 186H17V188L19 187V188H21V189H19L18 188V190L20 191L19 193H15L16 194V196L17 195H19V196H17V197H13V198H11L10 199V197L11 196H13L12 194H11V192H10V194H7L6 196H4V194H5V192H3L4 190H3V188L2 187H4V189H6V188H8V189H10V187L8 186V185H4L5 183L6 184H10V183H14L16 180H18V179H16L15 180V178H14V181H12L13 179H10L11 178V175H13L12 174V172H10ZM72 171V172H71ZM83 171V172H82ZM85 171V172H84ZM104 171V170H103ZM197 171V172H196ZM71 172V173H70ZM74 172V173H73ZM76 172V173H75ZM105 172H106V170H105ZM116 172V171H115ZM118 172V171H117ZM122 172V171H121ZM128 172V171H127ZM244 172V173H243ZM21 173H23V174H21ZM70 173V174H69ZM72 173H73V175H72ZM94 174V175H91V174ZM102 174H104L103 172H101ZM196 173H198V175L196 174ZM236 173L238 174V176L239 175H242V173H243V183L241 182L240 184L238 183V176L236 175ZM259 173V174H258ZM21 174V175H20ZM62 174V175H61ZM84 174H82L83 175V177L84 176H86V175H84ZM120 174V173H119ZM132 174V173H131ZM196 174V175H195ZM254 174L256 175V174H258L257 176L258 177H260L259 179H255L254 177H256V176H254ZM0 175V176H1ZM15 175V174H14ZM40 175H43V178H42V176H40ZM61 175V176H60ZM87 175V176H88ZM100 176H101V174H99ZM106 175V174H105ZM126 175V174H125ZM10 176V177H9ZM16 176V177H17ZM24 176V175H23ZM24 176V177H25ZM45 177V181H46V179H48L49 180V182L51 181L52 182V180H50V179H52L51 177ZM60 176V177H59ZM77 177L76 178H78V174L76 175ZM102 176H104V175H102ZM107 176V175H106ZM3 177V176H2ZM74 177H75V175H74ZM82 177V176H81ZM126 177V176H125ZM237 177V178H236ZM258 177H256V178H258ZM50 178V179H49ZM87 179L89 178H91V177H86ZM205 178H208V179H206V180H204ZM6 179V180H5ZM9 179L11 180V181H9ZM23 179H25V178H23ZM39 179V180H38ZM83 179V178H82ZM127 179H129V178H127ZM253 179H254V181H253ZM5 180V181H4ZM86 179H83V180H81V182L82 181H85ZM130 180V179H129ZM128 180V181H129ZM163 180H166L165 181V184H166V182L168 183V181L167 180H169L170 181V184L168 185L169 186V190H167V189H165V188H168V186H164L165 184L163 183L164 181ZM6 181H9V182H6ZM19 181H21L22 182V179L21 180H19ZM59 181V180H58ZM57 180H56V182H58ZM62 181V180H61ZM71 181V180H70ZM69 181V182H70ZM77 181H78V179H77ZM127 181V180H126ZM206 181V182H205ZM18 181H16V183H17ZM49 182H46L47 184L49 183ZM55 182V180H53V182L52 183H54ZM56 182H55V184H56ZM63 182V181H62ZM79 182H80V179H79ZM78 182V183H79ZM85 182H87V181H85ZM45 183V182H44ZM45 183V184H46ZM59 183V182H58ZM57 183V184H58ZM65 183V182H64ZM64 183H62L63 185H64ZM68 183V182H67ZM70 183H72V182H70ZM161 183H163V185L161 184ZM203 183V184H202ZM205 183H207V184H209L210 185V187L208 186V185H206V186H208V188L210 189H208V192L206 191L207 190V188H206V186H205ZM46 184V185H47ZM51 184V183H50ZM83 184V183H82ZM119 184V183H118ZM129 184V183H128ZM151 184V188L153 187V189H152V191L150 192V191H147V185L149 186ZM230 184H231V186H233V187H231L230 186ZM235 184V185H234ZM20 185H22V183H20ZM46 185H45V188H46ZM59 185V184H58ZM70 185H72V184H69L68 183V185L67 186H70ZM77 185H79V186H77V188L78 187H81L82 185H80V184H77ZM86 185V184H85ZM84 185V186H85ZM106 185V184H105ZM123 185V184H122ZM176 185H179L180 187V189L179 188H177L176 187ZM197 185H203L202 187H199V186H197ZM10 186H12V188H13V186L14 185H11L10 184ZM16 186H14V190H17V189H15L16 188ZM48 186V185H47ZM55 186V185H54ZM60 187L62 186L61 185V183H60V185H59ZM65 186V185H64ZM73 186H75V184L74 185H72V187ZM120 186H121V182H120ZM126 185H125V189H127L126 187H127ZM140 186V187H139ZM228 186H230V188L228 187ZM236 186V187H235ZM6 187V188H5ZM26 187V186H25ZM40 187H41V191L39 190L40 189ZM50 187H52V186H50ZM60 187H58L57 189H61ZM63 187V186H62ZM71 187V188H72ZM76 187V186H75ZM100 187V189H101V185L99 186ZM111 187V186H110ZM115 187V186H114ZM114 187H111L110 189H111V191L113 190H115L114 189ZM122 187H124V186H121V188ZM150 187V186H149ZM148 187V190L150 189ZM44 188V187H43ZM55 188V187H54ZM53 188V189H54ZM69 188V187H68ZM85 188H86V186H85ZM109 188V187H108ZM108 188H106V190L108 189ZM203 188H205L206 190V193H212V196L214 197L215 195H216V197H214L215 198V200H213L212 198H209V200H208V197H210V196H208L206 193H204L205 191L203 190ZM212 188V189H211ZM229 188V189H228ZM237 188V190H235V189ZM24 189V188H23ZM24 189V190H25ZM47 189L49 190V188L47 187L46 188V190H45V192L47 191ZM64 189H65V187H64ZM81 189V188H80ZM80 189H77L78 191L80 190ZM175 189V190H174ZM11 190V189H10ZM13 190V189H12ZM35 190V189H34ZM33 190V192H35ZM59 190L56 192V194H55V196L58 194V196H59V199L63 196L64 197V195L63 194H60L61 192H63L62 190H60V192H59ZM70 190H72V189H70ZM73 190H74V188H73ZM83 190V189H82ZM167 190V191H166ZM178 190H179V192H178ZM234 190H235V193H229V191H233L234 192ZM51 191H52V189H51ZM50 191V192H51ZM66 191H68V189L66 190ZM78 191H76L75 192V194H77V195H79V193H78ZM97 191V190H96ZM95 191V192H96ZM112 191V192H113ZM115 191H117V190H115ZM164 191L166 192V194H164ZM175 191H177V193L175 192ZM210 191H212V192H210ZM4 194H3V193ZM13 192V191H12ZM15 192V191H14ZM54 192V191H53ZM70 192H72V191H70ZM79 192H81V191H79ZM107 192V191H106ZM111 192V193H112ZM226 192H228L229 193V195L231 194V196L232 197H234L233 198V200H235L234 201V203H233V200H231V196H229V195H226ZM27 193V194H26ZM37 192L34 194V195H36V196H39V194H38ZM42 193H44V192H42ZM46 193H49V192H46ZM46 193H44V195H41L40 194V196L39 197H37L36 199L38 200V202H40L41 203V200H39V199H44V201L42 200V202L44 203V202H46V203H49V200H47V196H48V194H46ZM114 193V192H113ZM112 193V194H113ZM119 193V192H118ZM125 193V192H124ZM224 193H225V196H226V198L224 197V196H222V198L221 197H219V199L217 198V196H219V195H224ZM46 194V195H45ZM50 194V193H49ZM53 194V193H52ZM51 194V195H52ZM71 194V193H70ZM70 194L68 195V196H70ZM129 194V193H128ZM62 195V196H61ZM72 195H73V198H74V193H72ZM71 195V196H72ZM80 195H81V193H80ZM90 195H92V194H90ZM103 195V194H102ZM106 195V194H105ZM117 195V194H116ZM130 195V194H129ZM128 195V196H129ZM154 195H158V197L160 196L161 197V200L159 199V201H160V205L158 204L157 205V207L159 206V209H160V207H161V210L162 211H164V212H162V213H160L159 214V209H154L155 207H152V208H150V206H154V203L153 202H155V201H151L152 203H150V200H151V198L154 196ZM4 197V198H2V200H1V197ZM27 196V197H26ZM54 196V195H53ZM108 196V195H107ZM155 196V197H156ZM179 196H183V197H190V198H192V196H193V202H192V205H189L190 203H191V201H192V199L190 200V203H186L185 201H183L184 203H185V206H184V204L183 203H181V197H179ZM26 197V198H25ZM52 197V196H51ZM92 197V196H91ZM112 197H116V196H112ZM112 197H110V198H112ZM188 197V198H189ZM228 197H230V198H228ZM57 198V197H56ZM70 198H72V197H70ZM69 198V199H70ZM78 198H80V197H78ZM106 198V197H105ZM184 198V199H185ZM6 199H8V201L7 202H9L8 204H7V202L5 203L7 206L6 207H8V210L6 209L5 210V204L4 205H2V203H4L5 201H6ZM13 199V200H12ZM33 199V200H34ZM35 199V200H36ZM59 199L57 198V200L59 201ZM63 199V198H62ZM88 199V198H87ZM86 199V200H87ZM97 199V198H96ZM96 199H94L95 201H96ZM113 199L114 198H112L111 200L113 201ZM116 199V198H115ZM130 199V198H129ZM155 199H158V198H155ZM181 199V200H180ZM223 199H225V200H223ZM12 200V201H11ZM29 200V199H28ZM30 200H29V202H28V204H27V200H26V202H23L22 203V205L23 206H25V207H23L22 205H21V202H20V205H21V209H22V211H25L24 209L25 208H29V210H30V208H32L29 204L31 203H33V202H30ZM36 200V201H37ZM48 202H47V201ZM56 199H55V201H57ZM99 200V199H98ZM152 200H154V198L152 199ZM186 200H187V198H186ZM211 200H213V201H211ZM226 200H230V201H232V204H234V205H232L231 204V202L230 201H228V202H230L229 204H228V202L226 201ZM3 201V202H2ZM52 201H53V199H52ZM51 201V203L52 204H54V207L55 206H58L56 203H53ZM62 202L64 201V199L63 200H61ZM70 201H71V199H70ZM73 201H75V199L73 200ZM73 201H71V202H73ZM87 201H89V200H87ZM90 201H93V200H90ZM157 201V200H156ZM158 201V202H159ZM211 201V202H210ZM216 201V202H215ZM224 203H222V202ZM224 201H226V205H225V202ZM35 202V201H34ZM38 202H36L35 204H37ZM85 201H83V203H84ZM126 202V201H125ZM129 202V201H128ZM131 202H133V201H131L130 200V203ZM187 202H189V200L187 201ZM14 203H16V202H14ZM13 203V204H14ZM24 203L26 204V205H29V206H26V205H24ZM59 204H60V202H58ZM65 203V202H64ZM88 203V205H89V202H87ZM86 203V204H87ZM11 204V205H10ZM56 204V205H55ZM63 204V203H62ZM95 204V203H94ZM103 204V203H102ZM157 203L155 202V205H156ZM180 204H183L182 206H184L183 207V209H184V211H188V209H189V211L188 212H190L191 213V215H196L197 213H200V216L202 215L203 217H195V219H193L194 217H191V215H189V213H187L188 215V217L187 216H185V214H184V212H183V217H185V218H187V219H189V216L192 218H190L188 221L189 222H187L188 224H185V223H183L185 220H187V219H185V220H183V222L181 221V219H182V211H180L182 208H180V207H182ZM223 204V205H222ZM231 204V205H230ZM8 205H10V206H8ZM39 205V206H38ZM37 205V207H40V205L41 204H38ZM81 205V203H79V204H77V209L78 208H82V206H83V204H82V206H79ZM123 205H125L126 206V204H123ZM187 205V206H186ZM227 205H228V208L229 207H231V208H229L230 210L228 211V208H227ZM235 205H238V209H237V206H235ZM5 208H4V207ZM17 206H15V207H17ZM60 206V205H59ZM63 206V205H62ZM62 206H60V207H62ZM84 206H85V204H84ZM87 206V205H86ZM89 206H92L91 204L89 205ZM113 206V205H112ZM178 206H180V207H178ZM225 206V207H224ZM232 206H233V209H232ZM23 207V208H22ZM94 207V206H93ZM180 208V210H177L178 208ZM187 207H188V209H187ZM3 208H4V211H3ZM10 208V209H9ZM18 208V207H17ZM16 208V209H17ZM75 207H74V209H72V211H74V210H77ZM84 208V207H83ZM88 208H90V207H88ZM114 208H116V207H114ZM113 208V209H114ZM123 207H121V209H122ZM224 208H226V209H224ZM32 209H34L33 211L34 212H36V210H35V207L33 206V208ZM36 209H38V208H36ZM41 209V208H40ZM57 209V208H56ZM60 209V208H59ZM98 209V208H97ZM108 209V208H107ZM113 209L111 208L110 210L108 209V212L109 211H113ZM117 209V208H116ZM120 209V212L122 211V212H124L123 214H119V216H121V221H123V223H125V227L127 228V226H128V228H130L131 230H132V228H131V225L133 226V225H136L135 223H133V222H136V221H134L135 220V217L132 215L131 216V214L130 215H126L125 214V210L124 209H122L121 210ZM151 209V210H150ZM235 209V210H234ZM18 210V209H17ZM28 209H26V211H27ZM79 210V209H78ZM77 210V211H78ZM82 210V209H81ZM86 210H89V209H87L86 208ZM96 210V209H95ZM124 210V211H123ZM160 210V211H161ZM71 211V212H72ZM85 210H82V212H84ZM91 211V210H90ZM114 211H118V210H115L114 209ZM171 211V212H172ZM179 211L181 212V219H180V215H179ZM16 212V211H15ZM20 212V211H19ZM29 211H27V213H28ZM32 212V211H31ZM29 213V214H32V215H35L33 212L32 213ZM38 212V211H37ZM40 212H42V211H40ZM54 212V211H53ZM76 212V211H75ZM79 212V211H78ZM92 212H95L94 210L92 211ZM119 212V213H120ZM157 212V213H156ZM168 212H170L169 210H168ZM174 212H175V214H174ZM231 212V213H230ZM239 212V213H238ZM8 213H6L5 214V218L4 217H2L3 218V220H6L7 218L9 219V220H7V223H8V226L11 228V230L6 226L5 227V225H7V224H5V225H3L2 224V221H1V223L0 224H2L3 226V230L5 229V232H6V230H10V232H11V234H10V232H7V235H5V241H6V239L8 238V237H6V236H9V235H12V233L15 235V234H17V231H18V233L20 232V230L19 229H21V228H19V229H16L15 228V225L13 226V224H14V221H19L20 223H21V220L22 219H24V216H23V218L21 219L20 218V213L18 214L19 216H18V218H16L17 220H15V217H14V220H13V214L12 215H10V216H7V215H9ZM22 213V212H21ZM24 213V212H23ZM43 213H44V211H43ZM73 213V212H72ZM85 213V212H84ZM127 213V212H126ZM232 213H233V215H235V213H238L237 215H235V216H232L233 217V219H232V217H231V215H232ZM42 213H39V215H41ZM46 214V213H45ZM52 214V213H51ZM79 213H77V216H80V214L78 215ZM92 214H94V213H92ZM92 214H89L88 213V215H92ZM95 214H97V213H95ZM164 216H163V215ZM241 215V216H238V215ZM26 215V217H25V219L23 220V223L22 224H24V223H26V221H28L27 219V216H28V214H25ZM54 215V214H53ZM87 215V216H88ZM124 215H126L125 217H124ZM159 215V216H158ZM174 215V216H173ZM214 215H215V217H214ZM217 215V216H216ZM243 215V216H242ZM4 216V215H3ZM7 216V217H6ZM17 216V215H16ZM21 216V217H22ZM30 216V219H31V215H29ZM28 216V217H29ZM43 217H44V215H42ZM56 216H58L57 214H56ZM76 216V217H77ZM86 216V217H87ZM90 216H88V218L90 217ZM100 216V215H99ZM103 216V215H102ZM104 216H107V215H104ZM117 217H118V215H116ZM127 216H129V217H127ZM162 216V217H161ZM197 216V215H196ZM220 216V217H219ZM10 217V218H9ZM33 217V216H32ZM35 217V216H34ZM54 217V216H53ZM74 217V216H73ZM73 217H71V219L72 220H76L75 219V217L73 218ZM86 217H85V221H84V223L86 222V226H84V227H88V226H90L91 225V222L89 223V221L86 219ZM92 217H93V215H92ZM117 217H116V219H117ZM123 217V218H122ZM134 217V218H133ZM216 217H219V219L218 218H216ZM235 217V218H234ZM237 217V218H236ZM238 217H242L241 219L240 218H238ZM37 218H39V217H37ZM99 218V217H98ZM103 218H106V217H103ZM129 220H128V219ZM133 218V219H132ZM198 218V219H197ZM1 219V218H0ZM21 219V220H20ZM33 219V218H32ZM40 219H42V218H40ZM77 219H78V217H77ZM90 219H91V217H90ZM109 218L107 217V222L109 221V223H111V220H108ZM119 219V218H118ZM122 219H124V220H122ZM130 219H132V220H130ZM165 219V218H164ZM164 219H162V221L164 220ZM169 219V220H168ZM235 219V220H234ZM238 219H240L242 222H239V221H237ZM2 220V219H1ZM12 220V224L10 223V221ZM88 222H87V221ZM95 220V217H94V219H93V221ZM97 220V219H96ZM141 220H142V218H141ZM143 220H145V219H143ZM166 220V219H165ZM164 220V221H165ZM195 220V221H194ZM198 222H200V223H198ZM217 221L218 222V224H220V222H223L224 224L226 223V225H227V229H223V223H221L222 224V226L221 227H215V226H210V228L209 227H205L203 224L204 223H208V225L206 224V226H209V224L211 223V222H213V221ZM244 220V221H243ZM25 221V222H24ZM32 221V220H31ZM45 221V220H44ZM44 221L42 220V222L44 223ZM48 220H46V222H47ZM71 221V220H70ZM119 221V220H118ZM126 221H127V223H129L128 221H131L133 224H131V222H130V225L129 224H127L126 223ZM139 221H140V219H139ZM139 221H138V223H139ZM158 221V220H157ZM194 221V222H193ZM206 221V222H205ZM19 222H18V224H17V226L19 225ZM32 222H35V220H33ZM52 222V221H51ZM100 222V221H99ZM142 222V221H141ZM191 222H192V224H194L195 223V226L196 225H201V223H203L202 224V226H203V228L205 227V229H206V231H204L203 229H202V226H198V229L196 228V230H195V228L192 226V224H191ZM217 222H216V224H217ZM4 223V222H3ZM5 223H6V221H5ZM16 223V222H15ZM31 223V222H30ZM43 223H40V224H43ZM59 223V222H58ZM94 223H97L96 221H94ZM93 222H92V224H94ZM114 223H116V222H113V224ZM119 223H120V221H119ZM137 223V222H136ZM145 223V222H144ZM147 223H148V221H147ZM166 223V222H165ZM168 223V222H167ZM198 223V224H197ZM21 224V225H22ZM29 224V223H28ZM32 224V223H31ZM35 224H37L36 222H35ZM46 224V223H45ZM53 224V223H52ZM87 224H89L88 226H87ZM113 224L111 223V225L113 226ZM146 224V223H145ZM212 224V223H211ZM213 224H215V222L213 223ZM228 224H231L230 225V227L228 226ZM34 225V224H33ZM59 225V224H58ZM57 225V226H58ZM85 225V224H84ZM119 225V224H118ZM148 225H149V223H148ZM161 225V224H160ZM234 227H233V226ZM244 225V226H243ZM1 226V225H0ZM24 225H22V227H23ZM26 226V225H25ZM25 226L23 227V228H25ZM31 226V225H30ZM52 226V225H51ZM103 226V225H102ZM101 226V227H102ZM120 226V225H119ZM139 226V225H138ZM167 226H165V228H168ZM217 226V225H216ZM232 226V227H231ZM242 227V229H244V231L242 230L241 232H240V230L239 231H237V230H233V232L231 233L230 231H231V228H235L236 227V229H237V227ZM2 227H0L1 228V230H0V235H3V231H2ZM21 227V226H20ZM27 227V226H26ZM37 228H38V226H36ZM101 227H96L97 229L98 228H101ZM106 226H104L102 229H104ZM114 227V226H113ZM113 227H110V229L111 228H113ZM145 227H147V226H145ZM224 227V228H225ZM230 229H229V228ZM8 228V229H7ZM13 228V229H12ZM17 230H15V229ZM31 228V227H30ZM42 228H43V226H42ZM52 228V227H51ZM59 228V227H58ZM90 228V227H89ZM109 228V227H108ZM115 228V227H114ZM120 228L121 229H123V226L121 225L120 226ZM125 228V229H126ZM133 228L136 230L137 228H135L134 226H133ZM148 228H146L147 229V231H148ZM162 228H163V225H162ZM215 230H214V229ZM216 228L218 229V231L216 230ZM223 229V230H226V231H223V230H220V229ZM26 229V228H25ZM29 229V228H28ZM28 229H26L27 231H28ZM39 229H41L40 227H39ZM45 229V228H44ZM101 229V230H102ZM118 229V228H117ZM121 229H119V234H121V232H120V230ZM199 229H201V230H203V231H200ZM26 230H25V235H26ZM34 230V229H33ZM33 230H31L32 232H33ZM46 230V229H45ZM52 230V229H51ZM58 230V229H57ZM80 230V229H79ZM84 230H86V232H87V234H88V230H90V229H85L84 228ZM101 230L99 231V229L97 230V231H99V233L101 232ZM105 230V229H104ZM134 230V231H135ZM140 230V229H139ZM167 230V229H166ZM165 229H164V233H167V231H166ZM197 230H199V231H197ZM227 230H229L228 232H227ZM2 231V232H1ZM38 231L39 230H36L35 229V233L33 232H31V234H30V229H29V236L28 235H24V229L22 230V232L20 233V234H18L17 236L15 235L14 236V239H15V237H16V239H17V237H19V235L21 236V234H23L24 235V238L22 239V236H21V239L23 240L22 241V243L24 242H27L26 244H25V246H24V243H23V248L22 247H20L22 244H17V245H19V246H16V242H14V244H13V248H9V247H12L11 245H12V243L10 244V246L8 247L9 248V251H6L8 248H5L4 250H1V249H3L4 247H5V245L7 244L5 241V245H3L2 244V246H1V249H0V251H3L4 252V254L3 253H1V255L0 256H2L1 257V259H3V261H1V259H0V261L1 262H3V264H6L7 263V260H9L10 262H8V263H10V264H12L11 263V260H13L14 258H13V256L11 255V253H10V251H11V249H13V251H14V253L15 254H13L15 257H17V254H18V252H15L16 250H17V248H19L20 247V249H21V252H25L24 254H27L28 252H29V245L31 246V248H32V250H30V251H32V256H33V251L35 252V250H36V247H38V245L35 247V248H33L32 246H34L33 244H35L36 245V242H35V240H38L39 239V237L37 236L39 233H38ZM92 231V230H91ZM121 231H124V230H121ZM134 231H133V233H134ZM197 231V232H196ZM38 234H37V233ZM63 232V231H62ZM86 232H85V234H86ZM125 232H126V230H125ZM125 232H122V234L123 233H125ZM140 232V231H139ZM158 232V233H159ZM8 233H9V235H8ZM84 233V232H83ZM90 233L91 232H89V235H90ZM106 233V232H105ZM109 232H107V234H108ZM132 233V234H133ZM141 233H142V231L140 232V235H141ZM144 233H145V231H144ZM252 233H253V235H252ZM35 234V236H37L38 237V239L36 238V237H32V235H34ZM37 234V235H36ZM62 234V233H61ZM65 234H66V232H65ZM114 234H116V233H113V235ZM130 234V233H129ZM156 235H157V233H155ZM4 235H3V239H4ZM40 235H41V237L42 238H40L41 240L42 239H44V237L42 236V234L40 233ZM54 235V234H53ZM100 235V234H99ZM105 235V234H104ZM111 234L109 233V235H105V238H107L106 236H108V238L107 239H105L107 242H108V240L110 239V236ZM113 235H111V238H112V236ZM131 235V234H130ZM137 235H139L138 233H137ZM145 235H146V233H145ZM160 235V234H159ZM158 235V237H160ZM251 235H252V237H251ZM32 237V239L34 240H32L31 241V243H30V241H29V239L31 240V237ZM68 236H69V234H68ZM88 236V235H87ZM93 236H95L94 234H92V239H94V237ZM102 236V235H101ZM118 236V235H117ZM132 236V235H131ZM144 236V235H143ZM11 237V236H10ZM10 237H9V240L11 241V239H13L12 237H11V239H10ZM25 237H26V239H25ZM56 237V236H55ZM89 237V236H88ZM115 237H116V235H115ZM129 237V236H128ZM180 237H182V239L180 238ZM190 237V238H189ZM237 237V238H236ZM29 238V239H28ZM36 238V239H35ZM85 238H87V237H85ZM116 238H119V237H116ZM138 238V237H137ZM146 238V236L144 237V239ZM233 238H235V239H237V240H235V239H233ZM19 239H20V237H19ZM20 239V240H21ZM55 239H57V238H55ZM58 239H61V238H59L58 237ZM58 239H57V241H58ZM114 239V238H113ZM120 239H122V237H121V235H120ZM126 238H124V240H125ZM161 239V238H160ZM229 239H232V241H237V242H240L239 244L241 245V243L243 242V244L245 245L244 246V248L242 247L243 245H241V247H239L240 245L239 244H237V242L236 243H234V242H230V243H226V242H229ZM241 239V240H240ZM248 239V240H247ZM2 240V238L0 239V242H2L1 241ZM29 241V243H28V241ZM78 240V239H77ZM90 240H91V237H90ZM89 240V241H90ZM112 240V239H111ZM115 240V239H114ZM140 240V239H139ZM145 240H147V238L145 239ZM148 240H149V237H148ZM151 240V239H150ZM161 240V241H162ZM167 240V239H166ZM239 240V241H238ZM9 241V242H10ZM17 241H19V240H17ZM40 241V240H39ZM43 241V240H42ZM49 241V240H48ZM56 241V242H57ZM86 241H87V239H86ZM85 241V242H86ZM121 241H123V240H121ZM121 241L118 239V243L120 242L121 243ZM172 241H174V242H172ZM179 241V242H178ZM190 241L188 242V243H190ZM9 242H8V244H9ZM12 242V241H11ZM21 242V241H20ZM20 242H17V243H20ZM34 242V243H33ZM45 242V241H44ZM68 242V239H67V241H65V245L64 246H68L67 248L68 249H70L69 251L65 248V249H62L61 251H65L66 253H67V261L69 260V259H73V258H76L75 260L73 259L72 261L70 260V261H68L69 262V264L72 262V264H82V262H83V264H91V263H93V262H91L90 261V259L91 260H93L92 259V257L91 256H93L94 257V254H95V257H94V259L95 258H97L96 257V255H97V253H99V252H97V253H95L94 251H93V248H92V246L94 245H92L91 246V252H93L94 254L92 255V254H90L91 252H90V247H86L87 245H82L83 244V242H80V243H82V244H80L79 246H78V244H77V246L79 247V249L80 250H83V247L84 248H87V250H85L84 249V251H86V257H87V261H86V259L85 260H81V258H82V255H81V258H77L76 256H74L75 254H73L74 253V251L76 252V255L77 256H79L80 257V253L78 254V252H80V250H78V251H76V250H74L75 249V247H74V245H75V243L73 244V243H71L70 242V244H69V242ZM76 242V241H75ZM92 242V241H91ZM104 242V241H103ZM107 242H105V243H107ZM116 242V241H115ZM132 242V241H131ZM148 242V241H147ZM166 242H167V244H166ZM222 242H225L226 244H223ZM46 243V242H45ZM45 243H42L43 245L45 244ZM62 243H64V240L62 241ZM67 243V244H66ZM76 243H78V242H76ZM114 243V242H113ZM118 243H116V244H118ZM119 243V244H120ZM137 243V242H136ZM140 243V242H139ZM141 243H142V241H141ZM146 243V242H145ZM158 243V242H157ZM171 243V244H170ZM29 244V245H28ZM88 245L90 244V243H87ZM109 244H110V242H109ZM115 244V245H116ZM122 244V243H121ZM128 244V243H127ZM133 244V243H132ZM147 244V243H146ZM145 244V245H146ZM159 244V243H158ZM234 244H237V248L239 247L240 248V250H239V248L237 249L236 247H233V245ZM28 245V246H27ZM41 245V244H40ZM47 247H45V248H50L49 249V252L47 251V253H46V256H47V254L48 253H50L51 254V256H50V254H48L49 256H47L48 258H51V259H49V262H50V260H51V263H52V258L55 260L56 258H57V256H58V260L61 262V260H62V257H61V260H60V254H59V250L61 249V247H63L62 246V244H61V246H60V248L58 249L57 247H55L57 250H55V253H57L58 252V254L55 256V258L52 256V254H54V249H52L51 248V246H49V244H45ZM73 245V246H72ZM82 245V246H81ZM107 245V244H106ZM106 245H104V248L106 247ZM125 245V244H124ZM123 245V246H124ZM129 245V244H128ZM134 245V244H133ZM135 245H138V244H135ZM134 245V246H135ZM153 245V244H152ZM161 245H163V244H161ZM161 245H158V246H161ZM224 245H229V246H231L233 249L231 250L230 248L231 247H228V248H224L223 246ZM239 245V246H238ZM69 246H70V248H69ZM76 246V247H77ZM82 248H81V247ZM90 246V245H89ZM102 246V245H101ZM108 246V245H107ZM118 246V245H117ZM117 246H115V247H117ZM120 246V245H119ZM131 246V245H130ZM143 246V245H142ZM142 246H139V247H142ZM157 246V247H158ZM178 247H179V245H177ZM182 246V245H181ZM189 246H191L190 244H188L187 245V248L185 249L184 248V251L185 250H187L188 249V247ZM220 246V247H219ZM16 247V248H15ZM29 249H28V248ZM43 246L41 245V246H39V248H42ZM72 247H74V249L72 248ZM78 247H77V249H78ZM110 246H108V248H109ZM121 247V246H120ZM119 247V248H120ZM147 247V246H146ZM149 247H150V245H149ZM148 247V248H149ZM164 247V246H163ZM198 247V248H197ZM38 248V249H39ZM44 248V247H43ZM101 248V247H100ZM103 248V246H102V248L101 249H104ZM124 248H126V247H124ZM127 248H129L131 251L133 250V247L131 246V248L130 247H128L127 246ZM144 248H145V246H144ZM144 248H142V250L144 249ZM165 248H166V246H165ZM171 248H174V246L173 247H171ZM225 249L224 251H226V250H228L226 253L227 254H229V255H231V254H233L232 256H227L225 253H222V252H224V251H222V249ZM22 249H24L23 251H22ZM26 249V250H25ZM27 249H28V251H27ZM51 249H52V251H51ZM73 249V250H72ZM106 249H107V247H106ZM116 249V248H115ZM120 249H123V248H120ZM129 249H127V250H129ZM161 249V248H160ZM164 249V248H163ZM167 249V248H166ZM166 249H164L163 250V255H165L166 257H167V253L165 252V251H167ZM234 249H237L236 251L234 250ZM19 250V249H18ZM17 250V251H18ZM48 250V249H47ZM72 250V251H71ZM105 250V249H104ZM101 250L102 251V253L103 252H105V255L107 256V254H106V252H107V250H109V249H107V250ZM126 250V251H127ZM139 251L141 250V249H138ZM142 250H141V252H142ZM152 250V249H151ZM189 250H190V248H189ZM189 250H187L188 252H189ZM193 251H194V249H192ZM191 250V251H192ZM20 251V250H19ZM57 251V252H56ZM60 251V252H61ZM88 251L90 252L89 254H88ZM110 251V250H109ZM122 251V250H121ZM131 251H130V253H131ZM143 251H145V250H143ZM150 250H148V252H149ZM158 252H161V251H159V250H157ZM190 251V252H191ZM193 251L191 252L192 254H194L193 253ZM217 251V250H216ZM231 251H233L232 253H231ZM235 251V252H234ZM6 252H8V253H6ZM12 252V251H11ZM36 252H37V254H38V251L36 250ZM52 252V253H51ZM71 253L70 255L73 257H71L70 258V256L68 255V253ZM82 252V251H81ZM124 252V251H123ZM146 252H147V250H146ZM148 252L147 253H144V254H148ZM186 252V251H185ZM187 252V253H188ZM237 252V253H236ZM22 253V254H23ZM31 253V252H30ZM29 253V255H30V257H31V254ZM66 253L63 255V257H65V258H63V259H66ZM122 253V252H121ZM121 253H119V254H121ZM138 252H136V254H137ZM154 253V252H153ZM166 253V254H165ZM216 253H218V252H216ZM231 253V254H230ZM21 253H19V255H20ZM21 254V255H22ZM24 254H23V257H24ZM83 254V253H82ZM123 254H125V255H127L128 254V251H127V254L126 253H122L121 255H123ZM168 254H170V253H168ZM189 254V253H188ZM235 254V255H234ZM28 255V254H27ZM35 255H36V253H35ZM39 255V254H38ZM41 255V254H40ZM39 255V256H40ZM85 255V254H84ZM83 255V256H84ZM99 255H100V253H99ZM104 255V256H105ZM142 255H143V253H142ZM156 255V254H155ZM161 256H162V254H160ZM201 255V257H202V259L203 260H205L206 258H204L203 256ZM38 256V257H39ZM91 258H90V257ZM98 256V255H97ZM104 256H102L101 255V259H99V258H97V259H95V260H100V261H104L105 260V258H104ZM108 256H111V252H110V255H108ZM107 256V259L109 258ZM115 255H113V257H114ZM117 256V255H116ZM140 256V255H139ZM139 256H135L136 258L138 257L139 258ZM150 256H152V255H150ZM154 256V255H153ZM157 256V255H156ZM160 256V257H161ZM197 256H198V254H197ZM9 257H12V258H9ZM23 257H21L20 256V258H22L23 260H24V263L26 262L25 261V259H26V256H25V259L23 258ZM37 257V258H38ZM85 256L83 257V259L84 258H86ZM112 256H111V262L110 263H113L114 262V264L116 263L114 260H117L116 258L113 260L112 258H113ZM123 257V256H122ZM146 257V256H145ZM149 256H147V258H148ZM158 257V256H157ZM157 257H153L154 259L155 258H157ZM163 257V256H162ZM161 257V258H162ZM9 258V259H8ZM35 258V257H34ZM33 258V259H34ZM36 258V259H37ZM43 258V257H42ZM88 258H90V259H88ZM119 258V257H118ZM124 258V257H123ZM140 258H141V256H140ZM149 258H151V257H149ZM174 258H176V257H174ZM182 258V257H181ZM185 257H183V259H184ZM215 258H216V260H215ZM39 259V260H38ZM37 260H38V262H37V260L35 261L36 262V264L37 263H40V257L38 258ZM44 259V258H43ZM47 259V258H46ZM80 259V260H79ZM103 259V260H102ZM106 259V260H107ZM110 259V258H109ZM109 259H108V261H109ZM120 259V258H119ZM126 259V258H125ZM125 259H122V260H124V262L126 261L127 262V260H125ZM142 259H144V258H142ZM142 259L140 260V261H142ZM158 259V258H157ZM166 259H168V258H166ZM187 259V258H186ZM195 259V258H194ZM212 259V258H211ZM53 260V263L52 264H56L57 263V259H56V262ZM79 260V262H77ZM88 260L90 261V262H88ZM105 260V261H106ZM122 260H120V261H122ZM165 260V259H164ZM170 261H172L171 259H169ZM176 260H178L177 258H176ZM191 260V259H190ZM193 260V259H192ZM191 260V261H192ZM196 260V259H195ZM208 260H207V262H208ZM15 261V262H14ZM46 262H47V260H45ZM58 261V263L60 264V262ZM73 261H75L74 263H73ZM86 263H85V262ZM105 261H104V263H105ZM139 261V260H138ZM137 261V262H138ZM139 261V262H140ZM147 261V260H146ZM151 260H149V262H150ZM152 261H154V260H152ZM151 261V262H152ZM163 261V260H162ZM181 261V260H180ZM0 262V264H2ZM27 262L28 263H30L28 260H27ZM26 262V264H28ZM35 262H32L33 264H35ZM68 262H63L62 261V263L61 264H68ZM117 262H119L118 260H117ZM136 262V263H137ZM138 262V264H140ZM148 262V263H149ZM163 262H165V261H163ZM163 262H162V264H163ZM7 263V264H8ZM13 263L14 264H18V262L14 259L13 260ZM23 263V264H24ZM48 263V262H47ZM57 263V264H58ZM142 263V262H141ZM147 263V262H146ZM146 263H143V264H146ZM147 263V264H148ZM172 263V262H171ZM198 263H200V262H198ZM21 264V263H20ZM40 264H44L43 262H42V260H41V263ZM48 264H50V263H48ZM94 264V263H93ZM117 264H121L120 262L119 263H117ZM127 264H129V263H127ZM160 264V263H159ZM165 264H166V262H165ZM167 264H169L168 262H167ZM174 264V263H173ZM176 264V263H175ZM192 264V263H191ZM196 264H197V262H196ZM201 264V263H200Z\"/></svg>",
	"mask_w": 264,
	"mask_h": 264
},
{
	"label": "rangeland",
	"instance_id": "obj_2",
	"mask_svg": "<svg viewBox=\"0 0 264 264\" xmlns=\"http://www.w3.org/2000/svg\"><path fill=\"white\" fill-rule=\"evenodd\" d=\"M95 1H96V0H95ZM98 1H100V0H98ZM98 1H97V2H98ZM115 1H116V0H115ZM120 1H121V2H120ZM124 1H125V3H126L127 5H125V4L123 3ZM129 1H130V0H127V1H126V0H123V1H122V0H119V2H120L121 4H124V5H125V6H124V5H121V7L119 8V6H118L119 3H118V0H117L116 5H117V9H119L118 11H120V13H121V12H122V13H123V12H126V14L123 13V14L125 15V18H126L127 15H128L127 13L130 12L129 15H128V19H127V20H128L129 22H131V23L133 22L132 25H131L127 20H124V19H125V18H124V15H123V16H122V15L118 16L119 12L116 11L117 9L115 10V12H116V13H115V12L112 11V10H107V8L105 7V8H104V12H106V13L109 14L108 17L112 14V16H110L111 18L109 17L110 19H109V21H108V22H109V23H108V24H109V25H108V28L111 27L110 25H111V23H112L113 21L116 22V24L114 23V24L112 25V27L110 28L111 30H113V29H114V30H115V29H116V30H119V29H120L119 31H121V30H122V29H121V26L123 25V23H125L124 25H125L126 27H124L123 31H124V30L127 31V24H128V30H129V31H128V37H129L128 39L133 43V46H135V45H134V42H133L134 39H138V40H139V37L142 38V37H143V34H144L145 31H147L146 33H149L150 35H152V29H151L150 27H149V30L147 29L148 27H147V28H144L143 26L140 27L141 25H143L142 20H144V19H145V16H147V14H146V15L144 16V19H140V18H139V17L142 18V15H143V14H141V13H144V14H145V12H143V10H140V11L138 10L139 12L142 11V12L140 13L141 16H137V14H135L136 17H134L135 19L137 18V20L140 19V21L142 22V24L140 25V22H139V21H137V23L139 22V24H137L135 19H134V21H132V20H133V19H132L133 17L131 18L130 15L133 16L134 14L132 15L131 11L137 13L136 9H138V8L142 9V6L140 7V6L137 5L138 8H136L135 6H136L137 3L134 4L135 2H134L133 0H131L130 2H131V4H132V6H133V4H134L133 8H135V10H132L131 5L129 4V3H130ZM135 1H136V0H135ZM141 1H143L142 4H144V6H145V8H144V7H143V8H144L145 10H147L146 7H148V10H147V11L149 12V11L151 10L150 12H152V14H154V13L156 12V11H155V9H157L156 6L159 7V6L161 5V4H159V5H154L155 2H154V1H151V0H150V1L148 0L149 3H146V5H145L144 0H141ZM127 2H129V3H127ZM132 2H133V3H132ZM138 2H139V1H138ZM145 2H147V0H146ZM150 2H154L153 5H154V8L156 7L155 9H154L153 7H150V6H153ZM140 3H141V2H140ZM147 4H148V6H147ZM149 4H150V5H149ZM119 5H120V4H119ZM139 5H141V4H139ZM129 6H130L131 10H129ZM123 7L126 8V9H124ZM127 7H128V8H127ZM152 8L154 9L155 12L152 10ZM121 9H122L123 11H122ZM149 9H150V10H149ZM128 10H129V11H128ZM224 11H226V10H223V13L220 12L221 15L217 12V13L219 14V16L217 17L218 20H217V19H216V21L213 20V22H214V21H215V22L218 21V23L215 24V22H214V23L212 22L210 25H206V24H203L202 22L200 23V21H197L198 26L201 27V29H202L203 32H204V30H207L206 27H210L209 29L212 31V33L216 30V28H215L216 26H217V27H218L219 25H220V26H223V27H225V25L227 26V23H226V24L224 23L223 25H222V23H223L224 21L227 22V19H228V18L232 19L234 15L232 14L233 16H232V18H231V16L227 14V13H230V11H229V12L226 11L227 13H226V12L224 13ZM139 12H138V14H139ZM150 12H149V13H150ZM153 12H154V13H153ZM110 13H111V14H110ZM217 13H216V16L218 15ZM116 14H117V16H116ZM150 14H151V13H150ZM223 14H224V15H223ZM230 14H231V13H230ZM113 15H114V16H113ZM135 15H134V16H135ZM148 15H149V14H148ZM227 15H228L229 17H228ZM177 16H178V15H177ZM220 16H221V18L223 17V18H222V21H223V22L220 21V20H221V19H219ZM114 17H115V18H116V17H119V19L116 18V19H118V20H114V19H115ZM112 18H113V19H112ZM120 18H121V20H120ZM122 18H124V19H123L124 21L122 20ZM129 18H131L132 20H130ZM214 18H215V16H214ZM225 18H227V19L224 20ZM111 19H112V20H111ZM233 20H234V19H233ZM111 21H112V22H111ZM119 21H120V22H119ZM121 21L123 22L122 24H121ZM144 21H145V20H144ZM228 21H230V20L228 19ZM118 22H119V25H120V26L118 25ZM176 22H177V20H176ZM176 22H175L174 24H176ZM180 22H181V20H180ZM180 22L178 21L177 23H179V24H182V23H183V22H181V23H180ZM193 22H194V21H193ZM195 22H196V21H195ZM195 22H194V23H195ZM232 22H233V21L231 20V23H232ZM126 23H127V24H126ZM134 23H136L138 26H137V25L135 26ZM194 23H193V24H194ZM228 23L231 25L230 22H228ZM234 23L237 24V25H239V23H237V21L235 22V20H234ZM234 23H232V24H234ZM242 23H243V22H242ZM174 24H173V28L176 27V30H177V26H178L179 24H178V25L176 24V26H174ZM183 24H184V23H183ZM193 24H192V25H193ZM214 24H215V25H214ZM229 24H228V25H229ZM235 24H234L233 26H236ZM240 24H241V23H240ZM243 24H244V25H243L244 27L240 25V26L242 27V31L244 30V32H245V31L247 32V28L245 27L247 23L245 22V23H243ZM114 25H115V28H113ZM124 25H123V26H124ZM202 25H203V26L205 25V26H204V29H203ZM118 26H119L120 28H119ZM132 26L134 27V29L136 28L137 30H134V29H133V31H132V28H133ZM144 26H145V25H144ZM180 26H181V25H180ZM180 26H179V27H180ZM194 26H195V24H194ZM194 26H193V27H194ZM198 26H195V27H198ZM240 26H239V28L237 27V29H238L239 35L242 36V35L244 34V32H242V31L240 30ZM129 27H130L131 29H130ZM137 27L142 28V31H143V29H145L144 32L140 31L141 34L143 33L142 36H141V34H140V36H139V33H138V34H135V32L137 33V31L139 30V28H137ZM183 27H184V25H183ZM183 27H182V28H183ZM227 27H228V26H227ZM180 28H181V27H180ZM180 28H178V29L180 30ZM191 28H192V26H191ZM198 28H199V27H198ZM211 28H213V29H211ZM231 28H232V26H231ZM231 28H230V29H231ZM245 28H246V30H245ZM150 29H151V30H150ZM174 29H175V28H174ZM199 29H200V28H199ZM201 29H200V31H201ZM214 29H215V30H214ZM218 29H220V28L218 27ZM221 29H222V28H221ZM221 29H220V30H221ZM224 29H225L226 31H228L226 28H223L222 30H224ZM228 29H229V28H228ZM140 30H141V29H140ZM193 30H194V28L191 29L190 32H193ZM131 31L133 32V34H131ZM195 31H198V29L195 30ZM121 32H122V31H121ZM138 32H139V31H138ZM203 32H200V33H203ZM215 32H216V31H215ZM217 32H218V30H217ZM217 32H216V33H217ZM229 32L232 34L231 30H229ZM246 32H245V34L247 35ZM146 33H145V35H148V34H146ZM200 33H199V35H200ZM206 33H207V34H206ZM209 33H210V31L208 32V30H207V32H205L204 34H202V36L200 35L202 39H201V42H199V43H201V44L203 45V41H206L207 44H208L209 39H213V38H211L210 36H208ZM212 33H210V35H211V36H213V35L215 36V34H212ZM220 33H221V32H220ZM220 33H218V34H220ZM241 33H242V35H241ZM134 34H135L136 36H133ZM245 34H244V36H245ZM197 35H198V33H197ZM197 35H196V32H194V36H195V38H196ZM132 36H133V37H132ZM192 36H193V35L191 34L190 38L193 39L194 37H192ZM214 36H213V37H214ZM218 36H219V35H218ZM218 36H217V34H216L215 39H216ZM240 36H238V37L240 38ZM244 36H242V37H244ZM136 37H137V38H136ZM145 37H146V36H144V38H145ZM148 37H149V35H148ZM151 37H152V36H150L149 38L146 37V38H147V42H146L147 45L149 44V42L151 43V40H154L155 42H158V40H156V39H152L153 37H152V38H151ZM207 37H208V38H207ZM133 38H134V39H133ZM144 38H143L142 40H145V41H146V39H144ZM199 38H200V37H199ZM236 38H237V37H236ZM236 38H235V39H236ZM245 38H246V39H245ZM245 38H242V40H241V38L239 39V40H241V43H240V46H239V47H241L242 41H244V42H249L248 39H247V36H246ZM148 39H149V40H148ZM218 39H219V38H218ZM235 39H234V41H236ZM237 39H238V38H237ZM138 40H136L137 42H135V43H137V45L141 42L140 40H139V42H138ZM188 40H189V38L186 40L187 45H188ZM195 40H196V41H195ZM197 40H198V36H197L196 39L191 40V41L193 42V43H192L193 45H190V42H191V41H189V45H190V46H189V45H188V46H189V47H195V48H196V46H194V45H195V44H196V45L198 44V46L200 45V47H202L201 44L198 43L199 40H198V41H197ZM245 40H246V41H245ZM159 41H160V40H159ZM213 41H214V40H213ZM213 41H212V43H213ZM216 41H217V40H215L214 43H216ZM206 42L204 43L205 46L207 45ZM239 42H240V41H239ZM239 42H238V40L236 41V43H238V44H239ZM244 42H243V45L246 46V45L244 44ZM144 43H145V42H144ZM152 43H154V42L152 41ZM152 43H151V44H152ZM209 43H210V41H209ZM140 44L143 45V47H145V45H146V44H143V41H142ZM151 44L148 45V46L146 45L147 50H148L149 52H148V51L146 52V50H145L146 48H143V50L145 51V52H143V50H141V46H140V48H138L137 46L134 47V48H135L137 51H138V50L142 51V52H139V53H142V55H143L144 53H147V54H149V55H153L154 57H156L157 52H158V54H159V51L157 50V52H156V49H154V47L157 48V45H158V44H155V46L152 45V46H153V50H152V48H151V47H152ZM183 44H184V43H183ZM216 44H217V43H216ZM184 45H185V44H184ZM178 46L181 47L182 45L180 44V45H178ZM178 46H177V47H178ZM203 46H204V45H203ZM205 46H204V47H205ZM216 46H218V45H216ZM220 46H221V45H219L220 53H218L219 50L217 49V47L215 48V49L217 50V53H218V54L215 52V51H216L215 49H214L215 51H214V50H212V51H207V53L204 54L205 51H206V47H205V48H200V47L198 48V47H197L198 49H201V50L204 49V53H203V54L205 55L204 58H203V54H202V52H199V50H197V48H196V49H195V48H190V49H189V47L187 48V46H184L185 49H183V46H182V47L180 48V50H179V48H176V47H175L176 49L174 48V51H175V52L177 51L178 53L176 52L177 54L174 53V55H175V56L177 55V59H178L179 57L182 56V57H181L182 59H181V58H179V59H180L181 61L183 60L184 62H183V64H182V62L180 63V61H179V63L177 62L178 64L176 65V64H175V63H176V61H175L176 59H174L175 62L172 60V59H173V56H174V55L172 54V55H173L172 58H170V57H171V55H170L169 58H166V61H167L168 59H171L170 61H171V63L174 62L173 64L175 65V67H174L173 64H171L170 62L167 61V62L169 63L168 67H171V69H172V66H173V68L175 69V70H174V71H175V74L177 73L176 71H178V73L180 72L178 69H180L181 71H183L182 73H184V71H185L186 68H188V69L193 68L192 70L189 71V72L191 73L192 71H194V67H197V69H198V70H197L198 73H199V74L203 73V75H204V67H203V66H205V64H207V62H208L207 60H209L211 63H214V62H213L214 60H212V59H213V58H212L213 56L211 57L212 59H211L210 56H209L210 53H216V54L218 55V56H217L218 60L222 58V57H219V56H221V54H222V56H223V53H221L222 46H221V47H220ZM41 47L43 48L42 51H41V53H40L41 48H40V50H39L38 52H35V53L32 52L33 54H32V53H30V54L27 53V54H29V57H31L32 60H30V59L27 58L28 56H27L26 53L20 54V56H21L22 58H20L19 56H18V58H19L21 61H23V62L25 61L26 63H27L28 60H30V61H32V63H36V64L40 67L41 65H43V64L45 63V62H44L45 59L43 60V57H41L42 54H43V51H45V54H44V55H45V58H46V55H47V54H46V53H47V52H46L47 49H46L45 47H43V46H41ZM149 47H150V48H149ZM247 47H248V50H247V51H249V50H250V47H249L248 45L246 46V48H247ZM44 48H45L46 50H45ZM137 48H138V49H137ZM241 48H242V47H241ZM243 48H244V47H243ZM158 49H159V48H158ZM244 49H245V48H244ZM178 50H179V51H178ZM223 50H224V49H223ZM242 50H243V49H242ZM242 50H241V51H242ZM30 51H31V50H30ZM151 51H152L154 54H153ZM154 51L156 52V55H155V52H154ZM234 51H236V49H235ZM244 51H246V50H244ZM225 52L227 53V51H225ZM225 52H224V53H225ZM232 52H233L232 50H231V52H228L229 55H227V58H229V56L233 58L232 55H233L234 53L236 54L237 51L234 52V53H232ZM239 52H240V50H239ZM249 52H250L251 54L248 55V56H247V54H249V53H246V55H245V53H242V52H240V53H242V54H241L242 57H243V54H244V55H245V58H246V57H249V58H250V56H252L253 52H252V50H250ZM38 53H39V54H38ZM139 53L136 52L137 55H140ZM150 53H151V54H150ZM180 53H181V55H179ZM200 53H201V54H200ZM254 53H255V55H256L258 52H257V53L254 52ZM25 54H26V55H25ZM219 54H220V55H219ZM235 54H234V55H235ZM23 55H24V56H23ZM178 55H179V56H178ZM183 55H184V56H183ZM213 55H214V54H213ZM241 55H240V56H241ZM255 55L253 54V56H254V57H253V60H254V58H256ZM47 56H49V55H47ZM153 56H152V59H153ZM158 56H160V55H158ZM175 56H174V57H175ZM240 56H239V53H238V54H237V59H238ZM34 57H35V58H34ZM40 57H41V58H40ZM196 57H197V58H196ZM206 57H207V58H206ZM208 57H209L210 59H209ZM257 57H258V58H256L255 61L252 62L253 64L256 63V64H257V67H255L256 64H255L253 67L250 65L251 61H248V60H252V57H251V59H248V58L245 59V58L243 57L245 60L248 61V62H245V64L248 63V65H249V67H246V68L243 67V68H242V69L244 70V71L242 70L243 74H244V72L247 71V70H245V69L249 68L250 70H248V72H249V71H252V72H253V73H252V72H249V74H251V76H252V75L254 76V75L257 74V72H258L260 78H259V79L256 78V76L258 77V74H257L256 76H254V77H255L257 80H259V81H256V79H254L253 76H252V77H251V76H248V77H247L248 74H246V76H244L245 74H244V75H243V74L240 75V83L238 82V83L240 84V88H241V87L244 88L243 86L246 87V85L249 84L250 86L247 85V86H248L247 88H248V91H249V92H251V90H256V89H257V90H256V93H255L254 95H253V92H254V91L251 92V94H252V95L254 96V98H255V101H254V107L256 106V113L254 114V116H252V117L250 116L249 118H247V119H250V118H251L252 120H251V121L248 120V121H249L250 123H251V122H252V123L254 122V124H253V125H250V126H249L248 128H246V130H244L242 133H241V131L239 130L241 135H239V133H237L238 131L236 132L235 129H234V127H233V126L235 125L234 123H236V122L232 123V125L230 124V126H229V124H227V123H229V122H228L227 120H224V119H227V117H228L229 115L233 116L232 113H231L230 111L235 112V108H236V107H235L234 109L232 108V105H234V104H232V103L230 104L229 102H231V101H229V102H228V101H224V98L222 99L221 96H219V97H220L222 100H220V98L218 97L217 99H219V101L216 99L217 101H215V102H216V104H215V102L213 101V100H215V99H213L212 102H211V97H210V95L207 96V94H210L212 90L215 91L216 89H214V88H216V87L211 86L210 88H213V89L211 90V89L209 88V90H210L209 93H208V90H207V91H206V95H202L201 98L198 97L199 99H197V101H200V102H202L203 105H208L207 107H209V112H208V114H209V119H207V122H209V123H208L209 126L213 125L212 128H214V127H215L214 124H218V125H219V122L217 121V115H219L218 112L221 113L222 111H225V109H226L227 111L225 112V114H223L224 112L221 113V115H222L221 119H223L224 121H227V122H225L227 125H224V126H226V127H225V128L223 127L224 129L222 128L223 131L229 133L230 136H232V137H234V136H235V133H237V134L239 135V139H240V137H241V138L243 137L242 135H244L245 138H242L243 140H244V139H245V140H249V139L251 138V139H250L251 141H252L253 137H255L256 135H259V133H261V132H262V135L264 136V133H263V131H264L263 128H264V127H263V128H259L260 124H259V126H258V124H257V127H258L259 129H262V131H260V132H259L258 128H257L258 131H257L256 128H255V125H256V123H257L256 120H257V119L259 120L260 116L262 115V114L259 115V113L261 112V113L264 114V111H262V109L264 110L263 107H261V108L258 107L259 109L257 108V106H258L257 104H259V106H263V105H264V98L261 97V95H262V96L264 95V80H263V79H264V62L259 58V56H257ZM23 58H24V60H23ZM158 58H159V57H158ZM160 58H161V57H160ZM185 58H186V59H185ZM215 58H216V57H215ZM215 58H214V59H215ZM224 58H225V54H224ZM232 58H231V60H232ZM243 58H242V59H243ZM25 59H26V60H25ZM34 59H35V61H33ZM37 59H39V60L42 59L43 61H41V63H40V61H38ZM152 59L149 60V62H150L149 66H146V65H145V67H144L145 70L149 67V68H148V71L146 70V74H149V73H150V72H149L150 69H151L150 71L152 72V68L154 69V65H153V64H156V62H157L156 60H155L156 62L151 61ZM161 59H162V58H161ZM161 59H158V61H160ZM234 59H236V56L234 57ZM244 59H243L242 62H244ZM257 59H258V60H257ZM259 59H260V60H259ZM221 60L224 61V59H221ZM227 60H228V59H227ZM240 60H241V59H239V61H237V60H234V61H236V62H240V64H242V62H241ZM172 61H173V62H172ZM177 61H178V60H177ZM203 61H204V62H203ZM205 61H207V62H205ZM216 61H217V60H216ZM219 61H220V60H219ZM223 61H220V62L223 63ZM228 61H229V60H228ZM234 61H232V63H234ZM257 61H258L259 63H260L261 61H262V62H261V64L259 65V63H257ZM23 62H22V63H23ZM25 62H24V63H25ZM42 62H43V64H42ZM151 62H152V64H151ZM217 62H218V61H217ZM224 62H225V61H224ZM249 62H250V63H249ZM184 63L186 64V66H187V65L190 66V68H189L188 66H187V67L185 66V68H184V70H183L182 65H184ZM218 63H219V62H218ZM225 63H226V62H225ZM227 63L229 64L230 62H227ZM179 64H181V65H179ZM202 64H204V65L202 66ZM228 64H226V65H228ZM230 64H231V63H230ZM230 64H229L228 66H231ZM236 64H237V63H235V64H233V65H235V67H236ZM243 64H244V63H243ZM243 64H242V65H243ZM245 64H244V65H245ZM147 65H148V62H147ZM150 65H152L153 67H151ZM200 65H201V66H200ZM216 65H218V64H216ZM220 65H221V63H220ZM220 65H219V66H220ZM224 65H225V64H223L222 66L224 67ZM226 65H225V66H226ZM248 65H247V66H248ZM258 65H259V67H258ZM178 66H179V67L181 66V67L178 68ZM192 66H193V67H192ZM198 66L201 67L200 70H199V67H198ZM222 66H220V67L222 68V70H225V68L223 69ZM238 66H239L240 68L242 67V66L239 65V64H238ZM250 66H251V68H250ZM150 67H151V68H150ZM217 67H218V66H217ZM239 67H238V68H239ZM176 68H177V69H176ZM228 68H230V67H228ZM228 68L226 67V69H228ZM0 69H2V68H0ZM42 69H43V68L41 67L40 70H42ZM171 69H170V70H171ZM188 69H186V70H188ZM202 69H203V70H202ZM232 69H234V67H233ZM40 70H39V71H40ZM138 70H139V69H138ZM195 70H196V69H195ZM219 70H221V69H219ZM222 70H221V71H222ZM234 70H235L234 72H236L237 68H235ZM240 70H241V69H239V71H240ZM44 71H45L46 73H44ZM171 71H172V70H171ZM199 71H200V72H199ZM202 71H203V72H202ZM237 71H238V70H237ZM239 71H238V74H239ZM0 72H1V74H2V76H3V73H4V72H3L2 70H0ZM7 72H8V71H7ZM7 72L5 73V76H6ZM47 72H48V71L45 69V70H42V72H40L41 75H42V73H43L42 76L40 75V73L38 74L40 77H42L41 80L44 78L42 81H44L45 79H47V78L45 77V76L47 75ZM133 72H136V68L133 69ZM147 72H149V73H147ZM186 72L190 75V73H189L188 71H186ZM234 72H233V73H234ZM240 72H241V71H240ZM242 72H241V73H242ZM8 73H9V72H8ZM187 73H186V74H187ZM192 73H196V72H192ZM198 73H196L195 75H194V74H193V75L191 74V75H192V77L194 78V81H195V82L200 83L199 80L201 79V77L199 76ZM44 74H45V75H44ZM180 74H181V72L179 73V75H180ZM186 74H185V75H186ZM188 74H187V76H188ZM235 74H236V73H235ZM181 75L185 76L184 74H181ZM181 75H180V76H181ZM196 75H197L198 77H200V79L196 78V77H195ZM201 75H202V74H201ZM2 76H1V78H2ZM5 76H4V77H5ZM8 76H9V75H7L5 78H7ZM187 76H185V77H187ZM231 76H232V74H231ZM236 76H238V75H236ZM189 77H190V76H189ZM189 77H188V78H189ZM192 77H191V78H192ZM1 78H0V79H1ZM233 78H235V76H234ZM237 78H238V77H237ZM261 78H262V79H261ZM3 79H4V78H3ZM24 79H26L27 81L29 80V81H28L29 83L26 81V82L28 83L29 86L33 85V83H34V81H35V78H33V77H27V76H26V77H24ZM33 79H34V80H33ZM202 79H203V78H202ZM225 79H226V78H225ZM225 79H224V80H225ZM229 79H232V78L229 77ZM6 80H8V78L5 79V81H6ZM30 80H32V81L30 82ZM196 80H197V81H196ZM224 80H223V81H224ZM233 80H234V79H232V82H234ZM261 80H262V81H261ZM129 81H130V80H129ZM155 81H156V80H155ZM200 81H202L200 84H197V83H196L197 86H196V84H195V86L193 85V87L197 88V87H199V86L201 85L200 90L203 89V88H202V86H203L202 84H204V83H203L204 79H203V80H200ZM6 82H7V81H6ZM6 82H4L2 79H1V81H0V85L2 86V87L0 86V92H1L0 95L2 94V92L4 93V91H5L6 94H7V95H6L5 93H4L5 95L2 94V96L4 95V97H5V99H4V97H3L4 100L1 99L2 96H0V101H1V102H0V104H1L0 106H2V105L6 106V107H4L6 110H4L3 107L0 108V109H1V112H0V113H1V114H0V121H1V122L3 121V122H2L3 124L0 123V127H1V128H0L1 130H0V131H1V132L3 131V132H2L3 134L0 132V133H1V134H0V135H1L0 138H1V140H2V141L0 140V141H1V142H0V147H1V148H0V149H1V150H0V166L2 165V167H4V168L0 167V168H2V169H0V170H1L0 173L3 172V173H6V175H7V172L10 171L11 168L13 169V167H14V169H15L16 165H18L19 167L22 166V167H20V169H22L23 167H25V168L28 167V170H27V168H26L24 171H25V173H26V172L29 173V171H30L31 169L34 171V169H33V163H35L36 161H39V162H37V163L39 164V163L41 162L40 160L43 161V159H45V162H47V163H45L44 161H43V163L41 162V163H42V166L45 165V164H46V165H45L44 167H41L40 169H42V168H47V164H48V163H51L52 161H53V163H54V160H52V159H55V158L58 156L59 153L57 154L56 151L60 150V148H61V150H64V149L67 147L66 144H67V143L69 144V142H67L68 140H70V142L72 141L73 143H75V141H76V144H75L74 146H71L72 143H70V145H69V146H71V150L73 149L72 152H70V149H69V151H68V148H67V151H65L66 149L64 150V153L67 152V153H65L66 155H65V154L63 155V151H62L60 154H62L63 157L66 156L65 158L69 159L70 161H71V160L74 161V159H75L76 157H74L73 159H71V158H70L71 155H70L69 157H68L67 155H69L68 153H70V154H74V153L76 152L75 155H78V159H77V160L79 161V164H78L77 161H76V163H77L78 166H77L75 163H72V162H71V163H72V166H69V165L67 164V160H66L65 158H63V159L66 161V163L63 162V160L60 159L62 156L59 155V159L61 160V162H60V161H59V162L62 163V164H59V163L56 161V160H59V159H55V162H57L58 165L56 164V167H55V168L52 167L53 164L51 165V167L53 168V169H51V170H53L52 172H54V171H55V172H56V171H59V170H56V169H59V166H61V165H62V166H61L62 169H63L64 166L66 167V165H68L70 168L73 167V166H77V167H79V166L82 164V163L80 162V161H83L82 159H87V161L89 160L90 165H89V163H87V162H86L87 164H85V162H84L83 164L87 167V168H86V171H87V169L91 171V168H92L91 166L94 165L93 162H90V161H92L91 159L98 158V156H99L100 158H102V155H101V153H99V151H98V153H99L100 155H95V153H97V152L95 151V153H94V150H92L90 146H86V145H85L86 147H88V149H87V148H84V144H86V143L84 142V144L81 145V143H83V142H82V139H81V138H83V136H82V135H79V134L76 133V132H75V133L78 134V135L75 136V137H73V135H74L75 133H73V135L71 134L72 131H73V129H74L73 126L76 127V125H73V126H72V124H71V127L73 128V129H71V128L68 126V123H69V122L71 123V120H72V122H73L74 124H75L76 121H78V119H77V118L79 117V116H78V112H82V113L84 114V112H86L85 109H91V110L93 111V109H94V106H93L94 103H90V104H89V107H93V108H89V107H87L88 105H84L85 107L82 106V108H84V111H82V108H78L79 111H77V116H76V111L74 112V110H77V107L80 106L79 101L77 102L76 100H72V101L70 100V101L72 102V103H71L72 106H71V107H70V106L67 107V103H69L70 101L68 102V101H66V100L64 99V100H63V101L65 102V104H64L63 102L61 103L62 100H60V101H59L60 103H58V105H59V104H61L62 106H63V104H64V106L66 105V108L63 107L64 109H66L65 112H64V110H62L63 112L61 113V116H60V117L62 118V117H63V114H64V117H63L62 120H63V122H64L65 124H64V123L61 124V121H62V120H61V121H58V118H56V119H57L56 122H57V121L60 122V124H57V123H55V120H51V118L46 119L48 116L51 117V115H48V114H47V112H46L47 110H46V111H43L44 108L46 107V105H45V104H46V101H45L44 99H43L44 101L42 100V98H44V97H43V95H44L43 91L40 92V91H39V90H40L39 88H38V89H39V90H38L36 87H35V88L33 87V88L35 89V92L30 91V90H33V88H32V89L29 90V93L27 92L26 94H28V95L30 94V97H31L32 93H36V95H33L32 98H30V97L28 96L30 99L28 98L27 101H26L25 97H23V100H25L26 102H28L29 105H30V107H28V106H29L28 104H25V106H27V107L22 108V107L24 106V105H22L21 107H20V106L18 107L19 109H17V108H16V109H15V108L13 109V108L11 107V103H8V102L10 101V100H9L10 92L7 90L9 87H7V83H6ZM157 82H158V80H157ZM236 82H237V81H236ZM256 82H257L258 84H259V82H262V83L259 84V85H260L259 87H257L258 84H257ZM24 83H25V80H23V84H24ZM27 83H26V84H27ZM154 83H155V82H154ZM158 83H159V82H158ZM192 83L194 84L193 81H192ZM224 83H226V81H225ZM224 83H223V85L226 87V84H224ZM230 83H231V82H230ZM234 83H235V82H234ZM234 83H233V84H234ZM246 83H247V84H246ZM30 84H31V85H30ZM130 84H131V83H130ZM155 84H156V83H155ZM155 84H154V85H155ZM159 84H160V83H159ZM221 84H222V83H221ZM227 84H229V83H227ZM245 84H246V85H245ZM3 85H4L5 87H4ZM156 85H157V84H156ZM198 85H199V86H198ZM216 85H218V84H216ZM230 85H232V84H230ZM129 86H131V85H129ZM132 86H133V84H132ZM132 86L129 87V89H131L129 92H132V91L134 90V91L131 93L132 96L130 97V98H131L130 100L127 99V98L129 97V95H125L127 91L124 90V91L122 92V91H120V90H118V89H117V90L114 89V90H115V95H116V96H113L114 92L112 93V91H111V93H110V95L112 96V99H110L111 102H110V100H109L110 103L107 102L108 104H107V105H102V106L100 107V109H102V108H104V109H105V108H108L109 110H112V108H113L112 104L114 103L113 105H116L115 102H117V99H120V93L122 92V93L126 96V97H125L126 100L124 99L125 102L128 103V104L130 103V104H129V107H131V106L133 105V106L131 107L132 110L135 109L134 112H137L138 110H136V108H135V106H136V104H135V103H136V102H135V99H137V98H134L133 93L136 94V96H137V95L139 96V93H140L139 91H140V90L138 89L139 91H137V88H139V87H137L136 85H134V86L136 87V89L134 88V86H133V89H132ZM189 86H190L189 88L192 87L191 84H189ZM219 86H220V84H219ZM227 86H228V85H227ZM31 87H32V86H31ZM221 87H222V86H220V88H218V89H221ZM231 87H232V86H231ZM233 87H236V86L234 85ZM261 87H262V88H261ZM29 88H30V87H29ZM155 88H156V87H155ZM195 88H193V89H195ZM240 88H238V87L235 88V93H233V94H234L233 96H235V98L238 96V95H237L238 93H240V92L243 93V89L239 92ZM258 88H259V90H258ZM140 89H141V88H140ZM191 89H192V88H191ZM223 89H224V88H223ZM233 89H234V88H233ZM238 89H239V90H238ZM250 89H251V90H250ZM1 90H3V91H1ZM36 90H37L39 93L36 92ZM127 90H128V89H127ZM196 90L199 91V88L196 89ZM230 90H231V89H230ZM261 90H262V92H261ZM136 91H137V93H135ZM218 91H219V90H216V92H218ZM220 91H221V90H220ZM71 92H72V93H71L72 95H75V94L73 93L74 91H71ZM223 92H224V91H223ZM232 92H233V91H232ZM244 92H245V88H244ZM246 92H247V91H246ZM8 93H9V94H8ZM42 93H43V95H42ZM212 93H215V92H212ZM212 93H211V94H212ZM224 93H225V92H224ZM226 93H227V92H226ZM229 93H230V92H228V94H229ZM128 94H129V93H128ZM219 94H220V93H219ZM228 94H224L225 97H227ZM124 95L122 96V94H121L122 97H124ZM151 95L154 96L156 100H157L158 97L156 96V94H153V92H152V94H150V96L148 97V101L151 99L152 103H156V105L154 104V106L157 108V110H163V108H164L163 105H166V104L169 102L168 100H165V101H163L165 104H163V102H159V101L152 100V96H151ZM226 95H227V96H226ZM229 95H232V94H229ZM239 95H240V94H239ZM256 95H257V96H256ZM38 96H39V97H38ZM111 96H110V98H111ZM136 96H135V97H136ZM199 96H200V95H199ZM212 96H213V95H212ZM222 96H223V94H222ZM7 97H8V98H7ZM41 97H42V98H41ZM113 97H116V99H114ZM122 97H121V98H122ZM132 97H133V99H132ZM150 97H151V98H150ZM154 97H153V98H154ZM156 97H157V98H156ZM202 97H204V98H202ZM207 97H209L210 99L207 98ZM214 97H217V95L214 96ZM214 97H212V98H214ZM228 97H229V96H228ZM6 98H7V100H6ZM26 98H27V97H26ZM229 98H230V97H229ZM31 99L33 100L32 102H31ZM113 99H114V101H115V100H116V101H115V102L112 101ZM207 99L210 101L209 103H208ZM233 99H234V97H233ZM233 99H232V100H233ZM256 99H258V100H256ZM259 99H260V101H259ZM5 100H6V101H5ZM39 100L43 101V103L45 102V104H43V103H42L41 101H39ZM225 100H228V99L226 98ZM230 100H231V98H230ZM239 100H240V98L237 97V100H236V101H239ZM7 101H8V102H7ZM29 101H30V102H29ZM36 101H37V105L35 106ZM56 101H58V100H56ZM74 101L77 103V104H75L76 107H74V106H75V105H74ZM127 101H128V102H127ZM151 101H149V102H151ZM166 101H168V102L166 103ZM206 101H207V102H206ZM220 101H223V102H220ZM234 101H235V100H234ZM2 102H4V103L7 102V103L10 104V105H8V104H6V103H5L6 105H5L4 103L2 104ZM26 102H24V103H26ZM34 102H35V103H34ZM38 102H39V103L41 102L42 104H41V103L39 104ZM66 102H67V103H66ZM112 102H113V103H112ZM149 102H148V103H149ZM157 102H158V103H157ZM213 102H214V103H213ZM232 102H233V101H232ZM30 103H31V104H30ZM160 103H161V104H160ZM206 103H207V104H206ZM210 103H211V104H214V105H210ZM217 103H219L220 106H219ZM233 103H235V102H233ZM78 104H79V105H78ZM110 104H111V105H110ZM150 104H151V103H150ZM168 104H170V103H168ZM168 104H167L166 106H169ZM236 104L238 105L239 103H236ZM236 104H235V106H236ZM41 105H42V107H41ZM43 105H45L44 108H43ZM58 105H57V106H58ZM90 105H91V106H90ZM147 105H148V104H147ZM151 105H152V104H151ZM160 105L163 106V107L158 109V106L161 107ZM228 105H230V107L227 108ZM241 105H242V104H241ZM62 106H61V107H62ZM103 106H105V107H103ZM107 106H109V107H107ZM111 106H112V108H111ZM149 106H150V105H149ZM214 106H215V107H214ZM32 107H33V108H32ZM35 107H36L37 109H36ZM38 107H40V109H39ZM97 107H99V106H97ZM129 107H128V108H129ZM147 107H148V106H147ZM213 107H214V108H213ZM237 107H239V108H236V109H237L236 111H238V112L240 113V109H241L240 105H238ZM21 108H22V109H21ZM26 108H27V110H25ZM72 108H73V110L70 111V109H72ZM110 108H111V109H110ZM131 108H129V109H131ZM133 108H134V109H133ZM165 108H166V107H165ZM229 108H230V110H229ZM23 109L25 110V112L27 111V113H24V110H23ZM28 109H29V110H28ZM42 109H43V110H42ZM61 109H62V108H61ZM80 109H81V111H80ZM104 109H102V110H104ZM108 109H107V110H108ZM223 109H224V110H223ZM19 110H20L21 112H20ZM36 110H37V112H38V111H41V112H43V113L46 112V113L43 114V116L41 115V112H39V116L41 115L42 117H44V115L47 114V117L45 116L44 119H46L47 121L49 120V121H48L49 124H51V123L54 121L53 123H54V124H57V128H56V125L51 124V125H52V126H51V129H49V130H48V129H47V130H43V129H42V131H41V128H43V127H39V126H37V124H36L35 126L32 125V124H34V122H33V123L30 122L31 117H32V116H30V118L27 117V119L29 118V119H28L29 121H28V120H26V121H27L28 123L30 122V124H31L32 126H34V127H30L31 125H30V126L27 125V126L29 127V128H27V129H28V131H27V129L24 128V126H25V124H26L27 122H26L25 124L23 123V122H25V119H24V118L26 117L25 114H31V112H34V111H35V113H34V114H31V115H33V117H35L36 119H39L40 117L38 118V116H37L38 113L36 112ZM107 110H106V111H107ZM219 110H221V111H219ZM260 110H261V111H260ZM3 111H4V112L7 111L6 115H5V113H4ZM30 111H31V112H30ZM100 111H101V110H100ZM104 111H105V110H104ZM228 111L230 112V114H228ZM259 111H260V112H259ZM60 112H61V111H60ZM73 112H74L75 114H74ZM89 112H90V111H89ZM101 112H103V111H101ZM128 112H129L130 114H129ZM128 112H127V113H128L130 116L127 114V115L129 116V118L126 116V117H127V121H126V117H125L124 119H122L123 122L121 121L120 124L118 123V125H121L122 123L126 125V123H127L126 126H122V127L126 128V129L123 130V128H122L121 126H119V127H121L122 130H121L120 128H119V129L117 128V131H116V129H115V130L113 129V131H114L116 134H118V137H119L120 141L122 140L121 143L123 142L120 146L117 147V149H119V147L122 148V146H123V149H121V151H122L123 153H126V155H124L122 152H120V149H119V151L117 152V155H116V156H117L116 158L118 159V161H113V159L116 160L115 158H113L111 162H109V160H106L105 157H107V159H108L109 155L107 156V154H106V155L104 154V151L102 150V148H103V147H102V144H101V143H100L101 145H99V144L96 145V144H95V143H99V142H98V138L96 139V138H93V137H95V135L97 136L98 131H99V130L101 131V129H102L101 127H104V130H102V132H103V131H104V132H106V131L109 132V129H107V128H106L107 130L105 131V126H104V124L101 123L102 121H100V122L97 121L98 118H96V121H97V122H95V123H98L97 125H99V127H100V125H102V126L99 128V130L97 129V128H98V126H97L96 129H97L98 131H97L96 133H94L96 130L94 131V129H93V128H95L96 126H95V127H92V126H91V127H92L91 129H93V130H92V131L89 130V132L87 131V129H89V128H86V126H87L86 124H88V120H90V119L86 116V115H87L86 113H85L86 115L84 114V116H86V118L83 116V119H85V121H86L87 123H86V122H85V124L82 123V124L86 125V126H85L86 130H85V128H84V132H82L83 130L81 131V129H79V128H78V129H79L80 131H78V129H77V130H74V131L79 132L80 134H84V138L86 139V142H87V140H88L89 143H92L91 146L94 144L93 147H94V146H97V147L100 146V147H102V148H100V150L103 151V155H104L105 157H104L103 159H101V160H103L104 162L102 161V162H103V163H102V162H99L98 160H95V161H97V162L99 163L98 166H100V164H101V165H103L104 163H106V164H104L103 166H101V169L104 168V169H103L104 171L102 170V171H100V173H97V172L99 171V168L97 169V168H95V167L93 166V167L95 168V170H96V169L98 170V171L96 172V175H95V176H93V177H92V176H89L88 174L90 173V171H89V173H87L88 176L86 175V172H85V171H84L85 174H84V173H82V174H84V175H86V176L83 177L82 174L80 175V174H79V173H81V172H80V170H81L80 167H82V166L79 167L80 169L77 168L78 171H79V172H77V174H78V178H76V177H77V176H76L77 174H74V175H75V177H74V175H73L74 172L72 173L73 176H71V174H70L72 171L75 170V168H74V169L72 168V171L69 173V174H70V178H69L68 180L66 179V177H65V180H63V178H62V176L64 177L65 175H67L66 173H64L63 175L61 174V175H62V176L60 175L61 177L59 176L61 179H53V178H56V177H57L56 175L58 174V172H57L56 174H55V172H54L55 175H53V177H51V176H47V175H48V174H47V175H46L47 177H51V178H52V179L49 178L50 180H52V182H53V180H55V182H56V180H57V181L59 180V181H58L59 183L56 182V184H55V182H54V183H52L51 181L49 182L48 179H46V181H45V177H46V176L43 178V175H40V176H42V178L44 179V180L40 179V180L42 181V182H40V183H41V185H43V186H41L43 191H41V187H40L39 190H40L41 192L38 193V192H39V191H38V187L36 188V186L39 185V183H38L37 185H36V184L32 185V187H30V189H28L29 186H28V188H27V185H26V184H24L26 187L23 185V183H24L23 180L26 181V179H27V178H26L27 175H28L27 173H26V176H25V174L21 173V174H23L25 177H24L23 175L20 176V177H18V176H19L18 173H14V170H13V171H12V170L10 171V172H12V174H13V173L15 174V175H14V174L11 175V178H10V179H13L12 181H14V178H15V180L19 178L18 180H16V181H18L17 183H16V181H15L13 184H12V183H10V184L16 186L15 184H18V183H19V184H18L19 186H24V187H22V192H21V194H19V195H22V194H24L25 192H27L26 189H28V191L30 192V194L33 193V194L31 195V197L35 196V199H36L37 197H39L40 194H41V195H44V193H46V192H49V193H50V194H49V193H46V194H48V196H47V200L50 199V200H49V203H46V202L43 203V202H42V200L44 201L43 198H42V199H39V200H41V203L38 202L37 199H36V200H37V201H36V200L34 199V197H33L34 200L32 199V201H31V200H30L31 198H26V197H27V196H26L25 198H26V200H27V204H28L29 200H30V202H33L32 204L30 203L29 205H30V206L32 205V206H31L32 208H33V206H34L36 212H34V211H33L34 209H32V208H30V210H29V208H25V209H24L25 211H22V209H21V205H22L23 202H26V200L23 201V200H24V197H23V196H25V195H22V196H20V197H17V196H19V195L16 196V194L20 192V191L18 190L19 187L17 188L18 185H17L16 188H15V189H17V190H14V186H13V188H12V186H10V184H6V183H5L4 185H8V186L10 187L11 190L8 189V188H6V187H5L6 189H4V187H2L3 190H4L3 192H5V194L2 192V193L4 194V196H6L7 194H10V192H11V194H12L13 196H11L10 199L13 198L14 196L17 197V198H15V199L13 198V199H14V202H16V203L13 202L14 204H13V203H12V205L10 204V205L12 206V208H13V210H11L13 213H11V212H9V213H8V212H5V214H6V213L9 214V215H7V216H10V215L13 214V220H14V217H15V220H17L16 218H18V216H19L18 214H19V213H20L21 216H22V215L24 216V219H25V217H26L25 214H28V216L31 215V219H30V216H29V217L27 216V218H28L27 220H28V221H26V223H24V224H22V223H23V220H24V219H22L23 216H22V217L20 216V218L22 219V220L20 219V220H21V223H20L18 220H17V221H14L13 226L15 225V228H16V229L21 228V229H19V230H20L19 233H18V231L14 228V229L17 231V234H15V235L17 236L18 234H20V233L22 232L23 229H24V232H23L24 235H25V230L28 229V228L30 229V234H31V232H32L31 230H33V229H34L33 232L35 231V229H36V230H39V231H38L39 234L36 232V233L38 234V235H37V234H36V235H37L38 237L40 236L39 239H38L37 236H35V234L32 235L33 238L36 237V238L38 239V240H35V242L37 241V242H36V245L33 244L34 246H32V247L35 248V247L38 245V247H36V250L38 251V254H39V255L41 254V255L39 256V255L37 254L36 250H35V252L33 251L34 254H33V256H32V251H30V250H32V248H31V246H30L29 244H28V245H29V248H30V249L27 247V248L29 249V252L27 253L28 255H27V254H24L25 252H24V253L21 252V249H20V247H22V246H23V243H24V242L22 243V241H23L22 239L24 238V235L21 234V236L23 235V236H22V239H21V236L19 235V237H20V239H21V240H20L19 237H17V239H16V237H15V239H14V236H15V235H14L13 233H12V235H9V233H8L9 236H6V237H8V238L6 239V241H7V242H6V241H5V235H7V232H10V230H11L10 227H11V226H10V227L8 226V223H7V220H9L8 218H7L6 220H3L2 217L5 218V214H4V213H3L4 216H3V215H2V217L0 216V218L2 219V220L0 219V223H1V221H2V224H3V225L7 224V225H5V227L7 226V227L10 229V230H6V232H5V229L3 230V227H4V226H3L2 224H0V225H1L0 227L3 226V227H2L3 235L5 234V235H4V239H3V235H0V239L2 238V240H1L2 242H0V245H1V246H2V244L5 245V242L7 243L3 249H1V246H0V249H1V250H4L5 248H8V247L10 246L11 243H12V245H11L12 247H9V248H13V244H14V242H16V246H19V245H17V244H22L19 248H17V250L19 249L20 251H19V250H18V251H17V250L15 251V252H18L17 257H15V256L13 255V254H15L14 251H13V249H11L12 252L10 251L11 255H12L13 258L18 262V264H20V263L23 264V263H24V260H23L22 258H20V256L23 257V254H24V257H23L24 259H25V256H26L25 261L27 262V260H28V261L30 262V263L27 262L28 264H33L32 262H35L39 257L41 258V259H40V263H41V260H42V262H43L44 264H48V263L52 264L54 259L52 258V263H51V260H50V262H49V259H51V258H48L47 256H49L48 254H50V253H48L47 256H46V253H47V251L49 252V249H50V248H45V247H47L45 244H49V246H51V248L54 249V251H53L54 254H52V256L54 255V256H53L54 258H55V256L58 254V252H59V254H60V255H59V256H60L59 258H60V260H61V257H62V260H61V262H60V261L58 260V256H57L56 259L60 262V264L62 263V261H63V262H65V261L68 262V261H70V260L72 261L73 259L75 260L76 258H73L74 256H76L77 258H81V255H82L81 260H85V259H86V261H87L86 251H84V249L87 250V248H84V247H83V250H80L79 247H78L80 244H82V243H80V242H83L82 245L85 244V245H87L86 247H90V252H91V246L94 244V245L92 246L93 251H94L95 253H97V252L100 251V252H99L100 255H99V253H97L98 256L96 255L97 258L100 257L99 259H101V255H102V256L105 255V252L102 253L101 250H104V249L107 250V249H109L110 251L107 250V252H106L107 256L110 255V252H111V256H112V257H113V255H115L112 259L114 260V259L117 257L116 259H117L121 264H127V263H129V264H138V262H139L142 258H144V259H142V261L139 262L140 264H143V263H146V262L148 263L149 260H151V261L154 260V261H152V262L150 261L148 264H159V263L162 264L163 261H165L166 264H167V262H168L169 264H173V263H174V264H175V263H176V264H191V263H192V264H196V262H197V264H200V263H201V264H216V262H210V261H211V260L214 261L213 258L216 257L217 254H220L221 250H220V251H218V250L221 249V247L219 246L220 248H218V245H219V244L221 245V243H218V245L216 246L217 248H216V249H215V248L213 249V251L215 250L214 253H215L216 255H215V254H211V255H213V256L215 255V256H214V257L212 256V257H211L212 259L209 258L210 261H209L206 257H204V256L201 254V252L196 251V250H197L196 248H191L192 246H194V247H196V246H195L194 244H192L193 242L190 241L191 239H187V236L185 237V239L183 238L184 242L186 241L185 243H182L181 240H179L180 242L178 241L179 243H177V239H179V237H178L177 239H175V240H176V244L171 245L170 247H169L168 245H165V244L163 243V242H165V241L168 242V241L174 240V239H171V240H170V236H169V238H168V236H167L168 234L170 235V233H171L170 230H168L170 225H169V226L165 225V224H169V221H167V217H170V218H171V219H170L171 221H172V219H174V217L172 218L171 216H168L169 213H170V214L173 213V211H172L173 209H172V210L168 209L170 212H168V210H167V214H165V216L162 214L164 217L161 216V217H162V218H161V221L159 220L160 217H159L158 219H155V218L152 217V215L154 214V213H153L154 211H152L151 209H150L151 211H149L148 213H149V215H150V213L152 214V215H151L152 220H151V219H150V220H146V218L149 219L148 217H141L142 220H141V218L139 217L140 221H139V219L137 220V215H138L139 209H136V207H135V210L138 211V212H135V213H137L136 215L134 214V211H135V210H133V213L131 212V210L128 211V210H129V205H130V204H132V205H130V206H132V207H130L131 209H133L134 206H137V207H138V205H135V204H137V203H135V200H134V199L132 200V198H133V197H132V194L134 193V191H133L134 189H133L132 187H128V186H131V178H130V176H132V175L134 174L135 170H136V172H137V170H138V168H139V167H138V164H137V160H138V159H137V156H136L137 154L134 153V152H136L135 149H137L138 144L141 142V139H142V138H141V134H142V132H143L142 130L144 129L145 122H146V120H147V118H148V117H146L145 113H143V115H142V113H140L139 111H138L139 113H134L133 111H130V110H128ZM2 113H4V114L2 115ZM18 113H19V114H18ZM69 113H70V114H69ZM82 113H80V114L83 115ZM131 113H132V114H131ZM236 113H237V112H236ZM21 114H22L23 116H25V117H22ZM36 114H37V115H36ZM49 114H50V113H49ZM133 114H134L135 116H133ZM226 114H228V116H227ZM256 114H257V115H256ZM65 115H66V116H65ZM70 115H71V116H74V115H75L77 118L74 116L75 119H71V120H70V118H73V117H70ZM88 115L90 116V114H88ZM144 115H145V116H144ZM221 115H220V116H221ZM223 115H225L226 117L223 116ZM3 116H4V117H3ZM5 116H6L7 119H8V118H9V119L11 118L10 121H9L11 124H12L11 121H13L12 119H14L13 117L15 116L16 119H14V120H15L17 123H18V122L20 123V125H19L20 129L18 128L19 132L21 133V131H23L22 133L25 132L26 135H27V132H28L29 135H28V136H25V133L20 135V133L15 132L17 128H16V129H13V128L18 127V124H19V123H18V124L15 123V124H17V125H16V126H13L12 129H11V127H9L11 124L7 121V119L5 118ZM9 116H10V117H9ZM18 116H19V117H18ZM36 116H37V117H36ZM67 116H68V117H67ZM131 116H132L133 119H131ZM231 116H230V117H231ZM234 116H235V115H234ZM255 116H257L258 118H257V117L254 118ZM262 116H263V115H262ZM66 117H67V119H66ZM69 117H70V118H69ZM223 117H224V118H223ZM230 117H229V118H230ZM236 117H237V116H235V118H236ZM18 118H19V119H18ZM80 118H82V116H81ZM87 118H88V120H86ZM143 118L145 119V121H144ZM229 118H228V119H229ZM235 118L233 119V121H236ZM261 118H263V117H261ZM261 118H260V119H261ZM64 119H65V120H64ZM68 119H69V121L67 122ZM76 119H77V120H76ZM92 119H93V118H92ZM94 119H95V118H94ZM94 119H93V120H94ZM129 119H130V120H129ZM142 119H143V121H142ZM221 119H220V120H221ZM247 119H246V121H247ZM263 119H264V118H263ZM4 120L6 121L5 123L8 122L7 125H6L8 129L5 128L6 126H4V125H5ZM40 120H42L41 123H40V125L43 124V126L45 125V127H47V125H46V123H47L46 120H45V121H44L43 119H40ZM73 120H74V121L76 120V121L74 122ZM81 120H82V119H81ZM208 120H209V121H208ZM218 120H219V118H218ZM223 120H221V121L223 122ZM21 121H23V122L21 123ZM50 121H52V122H50ZM94 121H95V120H94ZM124 121H126V123H125ZM141 121H142L143 123H142ZM260 121H261V120H259V123H260ZM262 121H263V120H262ZM262 121H261V123H262ZM39 122H40V121L38 120V123H39ZM42 122H46V123L44 124V123H42ZM66 122H67V123H66ZM83 122H84V121H83ZM90 122L93 124V122H92L91 120L89 121V123H90ZM129 122H130V123H129ZM140 122H141V123H140ZM70 123H69V125H70ZM78 123H81L80 120H79L76 124H78ZM91 123H90V124H91ZM99 123H100V124H99ZM210 123H211V124H210ZM247 123H248V122H247ZM250 123H249V124H250ZM252 123H251V124H252ZM9 124H10V125H9ZM15 124H14V122H13V125H15ZM21 124L24 125V126L22 127ZM63 124H64V125H63ZM92 124H91V125H92ZM233 124H234V125H233ZM249 124H248V125H249ZM263 124H264V123H263ZM78 125H81V124H78ZM78 125H77V126H78ZM88 125H89V124H88ZM93 125H94V124H93ZM118 125L116 124L115 127H117ZM141 125L143 126V128L141 127ZM221 125H222V124H221ZM245 125L247 126L246 123H245ZM11 126H12V125H11ZM49 126H50V125H49ZM59 126H60V127L62 126V127L59 128ZM66 126H67V127H66ZM89 126H90V125H89ZM261 126H263V125H261ZM36 127H38L39 130H38ZM45 127H44V128H45ZM64 127H65V129H64ZM83 127H84V126H83ZM115 127H114V128H115ZM235 127H236V125H235ZM243 127H244V126H243ZM22 128H23V130H22ZM47 128H48V127H47ZM49 128H50V127H49ZM69 128H70V129H69ZM76 128H77V127H76ZM76 128H75V129H76ZM80 128H82V127L80 126ZM140 128H142V129L140 130ZM238 128H239V127H238ZM6 129H7L8 131H10V132L7 131L8 134H7V132H6ZM9 129H10V130H9ZM31 129H33V131L35 130V131H34V135H37V136H40V137H42V135H41L40 133H42L43 136H44V135L46 136L47 132L49 131L50 134H47V136L49 135L48 137H50V135H51V136H53L54 138L52 137V138H53L52 141H51V139H48V141H46V140H45V141H41L42 144H40L41 142L38 143V142H35V141H34L35 138H36L37 136H35V138H33V136H31V138H30L28 141H30V140L33 139L32 142L36 143V144L33 143L34 145H36V146L34 147V145L32 144V142L30 143L31 145L28 143V141H27L28 144L25 143V142H23V140H24L25 137L28 139V137H30V135L32 134V130H31ZM45 129H46V128H45ZM56 129H57V130H56ZM66 129H68V130H66ZM244 129H245V128H244ZM11 130H12V131L14 130V132H15L16 134H14V132L11 133V132H12ZM18 130H17V131H18ZM58 130H59V131H58ZM62 130H63V131H62ZM69 130H70V131H69ZM111 130H112V128H110V131H111ZM119 130H121V132H118ZM233 130H234L235 133H234V132L232 133ZM241 130H243V129L241 128ZM4 131H5L6 135H5ZM51 131H53V132H51ZM85 131H86L87 133H86ZM93 131H94V132H93ZM256 131H257V132H256ZM36 132H38L40 135H38V133L36 134ZM49 132H48V133H49ZM55 132H56V133H55ZM81 132H82V133H81ZM10 133H11L12 135H11ZM17 133H18V134H17ZM45 133H46V134H45ZM57 133H58V134H57ZM88 133H91V134H88ZM92 133H93V137H92ZM9 134H10L11 136H13L14 139H13L11 136H9V138H8L7 135H9ZM59 134H60V135H59ZM76 134H75V135H76ZM94 134H95V135H94ZM101 134H105V133H101ZM101 134L98 133V136H99V135L102 136ZM109 134H110V133H109ZM113 134H114V133H112L111 136H112ZM116 134L113 135V136H114V139H115V138H118V137L116 136ZM233 134H234V136H233ZM16 135H17V136H20V137L22 138V140H21V138H20V141H19L20 143L22 142V143H24V144H27V145H22V146H24V147L26 146V147H27V146L30 145V146H32L33 149H35V151H36V152H35V151L32 149V147L29 148V149H32L33 152H35V153H34L35 156H34L33 153H32V150H30L31 152H29V149H28V152H29V153L26 154V156H28V157L26 158L27 161H28V165H27V162H25V158H24L23 156H21V155H25V153H24V154H23V153H20L22 150H20L19 147L17 148V146H19L20 144H17L18 141H16V144H15V140H16V138H17V137H15ZM61 135H63V137H62ZM68 135H69V136H68ZM85 135H86V136H85ZM88 135L91 136V137H90L91 139H90V138H87ZM106 135H108V134L106 133ZM139 135H140V136H139ZM252 135H254V136H252ZM262 135L260 134V136H262ZM5 136H6L7 138H6ZM45 136H44V137H45ZM60 136H61V137H60ZM80 136H81V138H80ZM98 136H97V137H98ZM134 136H135V137H134ZM249 136H250V138H249ZM4 137H5V138H4ZM10 137H11V138H10ZM23 137H24V138H23ZM48 137H47V138H48ZM57 137H58V139H56ZM65 137H66V138H65ZM78 137H79L80 139H78ZM133 137H134V138H133ZM138 137H139V139H140V138H141V139H140V142L137 143V140H135V138L138 139ZM235 137H236V136H235ZM237 137H238V136H237ZM3 138L6 139V140H4ZM42 138H43V137H42ZM50 138H51V137H50ZM59 138H61V140H60ZM62 138L64 139V141H63ZM76 138H77V140H76ZM84 138H83V141H84ZM108 138H109V135H108ZM7 139H8L10 142H9ZM27 139H26V140H27ZM44 139H46V138H44ZM44 139H42V140H44ZM54 139H55V140H54ZM110 139L113 140V138H111V137H110ZM139 139H138V140H139ZM260 139H263V137L260 138ZM17 140H18V139H17ZM56 140H57V141H56ZM90 140H92V141H90ZM96 140H97V142H96ZM107 140H108V139H107ZM107 140L105 139V141H107ZM115 140H116V139H115ZM117 140H118V139H117ZM255 140H257V136H256V139L253 140V141H254V144H252L253 146L250 145L249 150H248V154H249L250 156H252V157H255L253 154H255V155L257 154V148H255V147H256L255 145H257L258 147L261 146V145H260L261 140L258 139V140L260 141V142H258V144H255V142H256ZM258 140H257V141H258ZM5 141H6V142H5ZM93 141H94V143H93ZM103 141H104V140H103ZM7 142H8V144H7ZM46 142H47V143H46ZM48 142H52V144H53L54 146H53L52 144H50V143H49L50 145L48 146ZM53 142H55V143H53ZM57 142H58V143H57ZM63 142H64V143H63ZM78 142H79V143H78ZM88 142H87V144H88ZM107 142H108V141H107ZM117 142L119 143V141H117ZM11 143H12V144H11ZM22 143H21V144H22ZM37 143H38L39 145H41V146H38ZM43 143H45L46 145H43ZM56 143H57V144H56ZM59 143H61V144H60V145H61L60 148H59ZM109 143H112L111 140L109 141ZM118 143H117V145H118ZM62 144H64V145H62ZM78 144L81 145L83 148H82V147H79ZM103 144L106 146L107 143L105 144V143L103 142ZM119 144H120V143H119ZM129 144H130V145H129ZM15 145H17V146H15ZM9 146H10V148H9ZM11 146H12V149H13V150L11 149ZM20 146H21V145H20ZM37 146H38V147H37ZM43 146H45V147L43 148ZM51 146H53L52 149L50 148ZM65 146H66V147H65ZM75 146H76V147H75ZM107 146H108V144H107ZM107 146H106V148H107ZM24 147H23V148H24ZM39 147H40V148H39ZM47 147H48L49 149H48ZM55 147H56V148H55ZM89 147H90V148H89ZM97 147H96V149H97ZM109 147H110V145H109ZM109 147H108V148H109ZM126 147L131 148V151H133L132 149H134L135 151H134V152H130L131 154H129V153H127V150H126V149L124 150V148H126ZM4 148H5V149H4ZM8 148H9V149H8ZM14 148H15V149H14ZM20 148L22 149V147H20ZM37 148L40 149V151H39L40 154L38 153V149H37ZM63 148H64V149H63ZM81 148H82V150H83V149L85 150V153H86V151L91 150V152H93L92 155H90L91 152L89 151L88 154H85V153L83 152V153L85 154V156H83V153H81V151H80ZM108 148H107V149H108ZM7 149H8V150H7ZM18 149L20 150V152H19ZM43 149H44V150H43ZM45 149H48L49 151H48V150L45 151ZM55 149H57V150H55ZM75 149H77V150H75ZM78 149H80L79 151H80V153L82 154V155L80 156V158H79L80 153H77ZM94 149H95V148H94ZM14 150H15V153H14ZM25 150H26V149H25ZM51 150H52V151H51ZM61 150H60V151H61ZM104 150H106L105 147H104ZM108 150H109V149H108ZM123 150H124V151H123ZM8 151H9V152H8ZM23 151H24V150H23ZM41 151H42V153L44 154V156H46V157L42 156L43 154L41 153ZM60 151H59V152H60ZM74 151H75V152H74ZM109 151H110V150H109ZM109 151H107L108 154H109ZM4 152H6L5 155L8 154V155H6V160H5ZM17 152H18V153H17ZM44 152H47V154H45ZM48 152H49V154H48ZM54 152H55V153H54ZM73 152H74V153H73ZM128 152H129V149H128ZM185 152H186V151H185ZM249 152H251V154H250ZM19 153H20V154H19ZM30 153H31L32 155H28V154H30ZM36 153H38L39 155H38V154L36 155ZM51 153L54 155V158H52L53 155H52ZM105 153H106V152H105ZM120 153H121V154H120ZM133 153H134V154H133ZM181 153H184V152L182 151ZM181 153L178 154L177 156H181V155H182ZM186 153H187V152H186ZM15 154H16V156H15ZM50 154H51V155H50ZM55 154H57L56 157H55ZM13 155H14V157H16V158H13ZM18 155H20L21 157L19 158ZM93 155H95V156H97V157L94 156L95 158H94V157L92 158ZM118 155L120 156V160H119V156H118ZM121 155H122V156H121ZM186 155H187V154H186ZM249 155H248L247 157H245L246 159H245L244 165H242V164L240 165L239 162L235 163L234 169H235L237 172H238V171H243V170H245V169L247 168V166L250 165V162H251V163L253 162L252 159H251L252 161L250 160L251 157H250ZM29 156H30V157H29ZM31 156H33L34 158L36 157V159H37V156H38V157H41V156H42V159L40 158V160H38V159H39V158H38V159L36 160V159H33V157L31 158ZM49 156H50L52 159H51ZM82 156H83V158H82ZM89 156H91V158H90ZM123 156H125V158H126V156H127L129 159L126 160ZM182 156H185V155L183 154ZM152 157H153V156H152ZM185 157H187V156H185ZM3 158H4V159H3ZM7 158H8V159H7ZM21 158L24 159V160H22V161H24L25 163H21V162H22V161H21ZM30 158L33 159V160H36V161L32 162V164H31L32 167H30L31 165H29V164L31 163ZM47 158H48V159H51V160H47ZM89 158H90V159H89ZM100 158H99V159H100ZM123 158H124V159H123ZM173 158H174V161H175L176 157H172L171 159L169 158L168 161H172ZM11 159H12V160H11ZM15 159H18L19 161L17 162V160H16V162H17V163H16V162H15ZM183 159H184V158H183ZM183 159H181V157H180V158L177 159L175 162H176L177 164H179L180 162H182ZM253 159H254V158H253ZM4 160H5V161H8V162H5ZM46 160H47V161H46ZM75 160H76V159H75ZM101 160H100V161H101ZM125 160H126V161H125ZM178 160H179V161H178ZM180 160H181V161H180ZM249 160H250V161H249ZM9 161H10V162H15V163H14L15 165H14L13 163H12L13 165L10 164ZM20 161H21V162H20ZM48 161H50V162H48ZM84 161H86V160H84ZM93 161H94V160H93ZM120 161H122V163L124 164L123 166L121 165L122 163H120ZM134 161H135L136 163H135ZM152 161H153V160H152ZM174 161L171 162L172 166H174V165L176 164ZM19 162H20L21 164H24V166L21 165V164L19 165ZM112 162H113V163H112ZM37 163H36V164H37ZM68 163H69V161H68ZM80 163H81V164H80ZM111 163H112V165H111ZM114 163H115V165H114ZM117 163H118L119 165H117ZM173 163H174V164H173ZM6 164H7V165H12V166H7ZM25 164H26L27 166H25ZM38 164H37V165H38ZM63 164H66V165L63 166ZM69 164H70V163H69ZM73 164H74V165H73ZM92 164H93V165H92ZM177 164H176V165H177ZM252 164H253V163H252ZM34 165H35V164H34ZM37 165H35V166H37ZM40 165H41V164H39L38 166L40 167ZM84 165H83V166H84ZM96 165H97V164H96ZM18 166H17V167H18ZM38 166H37V167H38ZM48 166H49V165H48ZM112 166H113V167H112ZM128 166H129V167H128ZM130 166H131V167H130ZM132 166H135V167H132ZM5 167H6V168H5ZM9 167H10V168H9ZM17 167H16V169H15L16 172L18 171V168H19V167H18V168H17ZM51 167H49V168H51ZM69 167H68V168H69ZM89 167H91V168H89ZM8 168H9L10 170H9ZM30 168H31V169H30ZM34 168H35V167H34ZM82 168H83V167H82ZM121 168H123V169H121ZM126 168H127L128 170H127ZM133 168H134V169H133ZM165 168H166V167H165ZM248 168H249V167H248ZM6 169H8V170H6ZM20 169H19V170H20ZM29 169H30V170H29ZM60 169H61V168H60ZM62 169H61V171L64 170V169H63V170H62ZM124 169H125V170H124ZM129 169H130V170H129ZM131 169H133V172L131 171ZM168 169H169V168H168ZM196 169H197V171L199 172V169H198V168H196ZM22 170H23V169H22ZM26 170H27V171H26ZM82 170H83V169H82ZM84 170H85V169H84ZM105 170H106V172H105ZM139 170H140V168H139ZM68 171H69V170H67V172H68ZM115 171H116V172H115ZM117 171H118V172H117ZM121 171H122V172H121ZM127 171H128V172H127ZM197 171H196V172H197ZM59 172H60V171H59ZM82 172H83V171H82ZM93 172H94V169H93ZM101 172H103L104 174H102ZM200 172H201V170H200ZM263 172H264V171H262V172H260V173L262 174ZM75 173H76V172H75ZM119 173H120V174H119ZM131 173H132V174H131ZM238 173H239V172H238ZM243 173H244V172H243ZM243 173H242V175H239V176H238V174L236 173V175H237L238 178H239V179H238V180H239V181H238L239 184H240L241 182L243 183ZM21 174H20V175H21ZM99 174H101V176H100ZM105 174H106L107 176H106ZM125 174H126V175H125ZM196 174L198 175V173H196ZM196 174H195V175H196ZM258 174H259V173H258ZM258 174H256V175L254 174V176L258 177V176H257ZM263 174H264V173H263ZM0 175H1V174H0ZM17 175H18V176H17ZM91 175H94V174L92 173ZM102 175H104V176H102ZM129 175H130V176H129ZM2 176H3V177H2ZM4 176H5V174H3V175L0 176V182H1V183H2L3 179H4L5 177H7L8 175L5 176V177H4ZM16 176H17V177H16ZM54 176H56V177H54ZM81 176H82V177H81ZM125 176H126V177H125ZM9 177H10V176H9ZM86 177H91V178H90V179H89V178L87 179ZM256 177H254L256 180L260 178V177H258V178H256ZM23 178H25V179H23ZM67 178H68V175H67ZM82 178H83V179H86L85 181H87V182H85V181H82V182H81V180H83ZM127 178H129L130 180L127 179ZM236 178H237V177H236ZM1 179H2V181H1ZM10 179H9V181H11ZM21 179H22V182L19 181V180H21ZM77 179H78V181H77ZM79 179H80V182H79ZM206 179H208V178H205L204 180H206ZM5 180H6V179H5ZM5 180H4V181H5ZM38 180H39V179H38ZM61 180H62L63 182H62ZM70 180H71V181H70ZM126 180H127V181H126ZM128 180H129V181H128ZM9 181H6V182H9ZM69 181L72 182V183H70ZM163 181H164L163 183L165 184V181H166V180H163ZM167 181H168V183L170 184V181H169V180H167ZM206 181H207V180H206ZM206 181H205V182H206ZM253 181H254V179H253ZM44 182H45V183H46V182H49L48 184L46 183L48 186H47ZM64 182H65V183H64ZM67 182H68L69 184H72V185L75 184L76 187H75V186L72 187V185L67 186V185H68ZM78 182H79V183H78ZM120 182H121V186H124V187L121 188V186H120ZM207 182H208V181H207ZM20 183H22V185H20ZM50 183H51V184H50ZM57 183H58L59 185H60V183H61V185H62L63 187H62V186L60 187ZM62 183H64L65 186H64ZM82 183H83V184H82ZM118 183H119V184H118ZM128 183H129V184H128ZM163 183H161V184L163 185ZM168 183L166 182V184H165L164 186H165V187L168 186V185H169ZM77 184H80V185H82V186L77 188V186H79V185H77ZM85 184H86V185H85ZM105 184H106V185H105ZM122 184H123V185H122ZM167 184H168V185H167ZM202 184H203V183H202ZM35 185H36V186H35ZM45 185H46V188H47V187L49 188V190L47 189L46 192H45V190H46ZM54 185H55V186H54ZM84 185L86 186V188H85ZM100 185H101V189H100V187H99ZM125 185H126V186L128 185V186L126 187L127 189H125ZM206 185H208V186L210 187L209 184L205 183V186H206ZM234 185H235V184H234ZM262 185H264V183H263ZM50 186H52V187H50ZM110 186H111V187H114V186H115L114 189L117 190V191H115V190L113 191V190H112V191L114 192V193H113V192L111 191V189H110V188H111ZM149 186H150V187H149ZM149 186L147 185V191H150V190L152 191L153 187L151 188V184H150ZM197 186L202 187L203 185H202V186H201V185H197ZM208 186H206L207 190H206L205 188H203V190H204V191L206 190V191L208 192V189H209ZM230 186H231V184H230ZM230 186H228V187L230 188ZM43 187H44V188H43ZM54 187H55V188H54ZM58 187L61 188L60 190L63 189V190H62L63 192H61L60 194H63L64 197L61 195L62 197H61L60 199H59V196H60V195L58 196L59 193L55 196L56 192L59 190V189H57ZM64 187H65V189H64ZM68 187H69V188H68ZM71 187H72V188H71ZM108 187H109V188H108ZM139 187H140V186H139ZM148 187L150 188L149 190H148ZM176 187L179 188L180 186H179V185H176ZM231 187H233V186H231ZM235 187H236V186H235ZM23 188H24V189L26 188V189L24 190ZM53 188H54V189H53ZM73 188H74V190H73ZM80 188H81V189H80ZM106 188H108V189L106 190ZM229 188H228V189H229ZM12 189H13V190H12ZM19 189H21V188H19ZM34 189H35V190L37 189V190L35 191ZM51 189H52V191H51ZM67 189H68V191H66ZM70 189H72V190H70ZM77 189H80L79 191H81V192H79ZM82 189H83V190H82ZM165 189L169 190V186H168V188H165ZM179 189H180V188H179ZM211 189H212V188H211ZM234 189H235V188H234ZM33 190H34L35 192H33ZM56 190H57V191H56ZM60 190H59V192H60ZM96 190H97V191H96ZM167 190H166V191H167ZM174 190H175V189H174ZM209 190H210V189H209ZM235 190H237V188H236ZM235 190H234V192H233V191H229V193H230V192H231V193H235ZM12 191H13V192H12ZM14 191H15V192H14ZM24 191H25V192H24ZM50 191H51V192H50ZM53 191H54V192H53ZM70 191H72V192H70ZM76 191H78L79 195L75 194ZM95 191H96V192H95ZM106 191H107V192H106ZM151 191H150V192H151ZM206 191H205L204 193H206ZM36 192L39 194V196L34 195ZM42 192H44V193H42ZM111 192H112L113 194H112ZM118 192H119V193H118ZM124 192H125V193H124ZM175 192L177 193V191H175ZM178 192H179V190H178ZM210 192H212V191H210ZM15 193H16V194H15ZM27 193H28V192H27ZM27 193H26V194H27ZM52 193H53V194H52ZM70 193H71V194H70ZM72 193H74V198H73ZM80 193H81V195H80ZM128 193H129L130 195H129ZM229 193L226 192V195H229ZM11 194H10V195H11ZM28 194H29V193H28ZM30 194H29V195H30ZM46 194H45V195H46ZM51 194H52V195H51ZM69 194H70V196H68ZM90 194H92V195H90ZM102 194H103V195H102ZM105 194H106V195H105ZM116 194H117V195H116ZM164 194H166L165 191H164ZM206 194H207L208 196L211 195L210 197H208V200H209V198H212V199H213L214 197H216V195L213 197V196H212V193H211V194L209 193L210 195H209L208 193H206ZM53 195H54V196H53ZM71 195H72V196H71ZM107 195H108V196H107ZM128 195H129V196H128ZM51 196H52V197H51ZM91 196H92V197H91ZM112 196H116V197H112ZM155 196H156V195H154V196L151 198L150 203H152L151 201H155L157 204L155 205V202H153V203H154V206H150V208L155 207L154 209L157 210V209H159V206L157 207V205H158V204L160 205V201H159V199L161 200V197H160V196L158 197V195H157L156 197H155ZM222 196H224V197L226 198L225 193H224V195H219V196H217V198H218V199H219V197L222 198ZM229 196H231V194H230ZM22 197H23V198H22ZM40 197H41V196H40ZM56 197L59 199V201L57 200ZM70 197H72V198H70ZM78 197H80V198H78ZM105 197H106V198H105ZM110 197L114 198L113 201L111 200L112 198H110ZM179 197H181L182 200H181V199H180V200H181V203L184 204V206H185V203H184L183 201H185L186 203H190V200L192 199L191 203L189 204V205H192V202H193V196H192V198H190L189 196H188L189 198L186 197L187 200H186V198L183 197V196H179ZM2 198H4V197L2 196V197H1V200H2ZM19 198H22L23 200L20 199L19 201L21 202V205H20V202H18V203H19V206H17V201H18V200H16V199H19ZM62 198L64 199L63 202L61 201V200H63ZM69 198L71 199V201H73L74 199H75V201L71 202ZM87 198H88V199H87ZM96 198H97V199H96ZM115 198H116V199H115ZM129 198H130V199H129ZM153 198H154V200H152ZM155 198H158V199H155ZM184 198H185V199H184ZM228 198H230V197H228ZM233 198H234V197L231 196V200H233ZM13 199H12V200H13ZM28 199H29V200H28ZM52 199H53L54 202L52 201ZM55 199H56L57 201H55ZM86 199L89 200V201H87ZM94 199H96V201H95ZM98 199H99V200H98ZM226 199H227V198H226ZM12 200H11V201H12ZM47 200H46V201H47ZM90 200H93V201H90ZM130 200L133 201V202L130 203ZM156 200H157V201H156ZM188 200H189V202H187ZM213 200H215V198H214ZM213 200H211V201H213ZM223 200H225V199H223ZM7 201H8V199H6V201H5L4 203H2V205H4ZM22 201H23V202H22ZM34 201H35V202H34ZM51 201H52L53 203H56V202H57L56 204H57L58 206H55V207H54V204H52ZM83 201H85V202L83 203ZM125 201H126V202H125ZM128 201H129V202H128ZM158 201H159V202H158ZM211 201H210V202H211ZM226 201L228 202V201H230V200H226ZM226 201H224V202H225V205H226ZM234 201H235V200H233V203H234ZM2 202H3V201H2ZM36 202H38V203L35 204ZM47 202H48V201H47ZM58 202H60V204H59ZM64 202H65V203H64ZM87 202H89V205L91 204L92 206H89ZM215 202H216V201H215ZM221 202H222V201H221ZM230 202H231V204H232V201H230ZM230 202H228V204H229ZM235 202H236V201H235ZM8 203H9V202H7V204H8ZM62 203H63V204H62ZM79 203H81L80 206H82V204H83V206H82V208H81V207L78 205V206L80 207V208H78V209H79V210H78L76 207H77V204H79ZM86 203H87V204H86ZM94 203H95V204H94ZM102 203H103V204H102ZM134 203H135V204H134ZM153 203H152V204H153ZM222 203H223V202H222ZM38 204H41L40 207H37ZM56 204H55V205H56ZM84 204H85V206H84ZM123 204H126V206L123 205ZM133 204H134V206H133ZM183 204H180V205L182 206ZM223 204H224V203H223ZM223 204H222V205H223ZM231 204H230V205H231ZM10 205H8V206H10ZM24 205H26V204L24 203ZM29 205H26V206H29ZM59 205H60V206L63 205V206L60 207ZM86 205H87V206H86ZM112 205H113V206H112ZM232 205H234V204H232ZM6 206H7V205L5 204V207H6ZM15 206H17L18 208L15 207ZM22 206H23V205H22ZM38 206H39V205H38ZM93 206H94V207H93ZM184 206H182V207L178 206V207L182 208L181 210H180V208L177 207V208H178L177 210L182 211V214H181V212L179 211V215H180V214L182 215V219H181V215H180V219H181L182 222H183V220L187 219V218L183 217V216H184V215H183V212H184L185 216L188 215L187 213H189V215H191V213H190L191 211L188 212V211H189L188 207H187L188 211H187V210L184 211V209H183ZM186 206H187V205H186ZM235 206H237V209H238V205H235ZM3 207H4V206H3ZM5 207H4V208H5ZM23 207H25V206H23ZM23 207H22V208H23ZM74 207H75L79 212H78L77 210L72 211V209H74ZM83 207H84V208H83ZM88 207H90V208H88ZM114 207H116L117 209L114 208ZM121 207H123L122 209H124V210L127 212V213L125 212L126 215H127L128 213H129L128 215H130V214L132 213L131 216L134 214V215H133V216L135 217V220H134V221L137 220V221H136L137 223H136V222H133V223L136 224V225H133V226H134L135 228H137L136 230L133 228L132 225H131L132 230H131L130 228H128V226H127V228H126V227H125V223H123V221H121V216H119V214L121 215V214L124 213V212H122V211L120 212ZM224 207H225V206H224ZM4 208H3V211H4ZM16 208H17L18 210H17ZM36 208H38V209H36ZM40 208H41V209H40ZM56 208H57V209H56ZM59 208H60V209H59ZM86 208L89 209V210H86ZM97 208H98V209H97ZM107 208H108L109 210H110L111 208H112V209L114 208L115 210H118V211H114V209H113L112 212H111V211L108 212V209H107ZM227 208H228V205H227ZM229 208H231V207H229ZM229 208H228V211L230 210ZM6 209L8 210V207H6L5 210H6ZM9 209H10V208H9ZM26 209H28V210H27V211H29L28 213H27ZM81 209H82V210H85V211H84L85 213L82 212ZM95 209H96V210H95ZM122 209H121V210H122ZM152 209H153V208H152ZM224 209H226V208H224ZM232 209H233V206H232ZM1 210H2V209L0 208V212H1ZM90 210H91V211H90ZM93 210H94L95 212H92ZM124 210H123V211H124ZM160 210H161V207H160V209H159V214L162 213V212H164V211H162V210L160 211ZM234 210H235V209H234ZM15 211H16V212H15ZM19 211H20V212H19ZM31 211H32L35 215L29 214ZM37 211H38V212H37ZM40 211H42V212H40ZM43 211H44V213H43ZM53 211H54V212H53ZM71 211H72L73 213H72ZM75 211H76V212H75ZM157 211H158V210H157ZM171 211H172V212H171ZM230 211H231V210H230ZM232 211H233V210H232ZM232 211H231V212H232ZM21 212H22V213H21ZM23 212H24V213H23ZM32 212H31V213H32ZM119 212H120V213H119ZM231 212H230V213H231ZM17 213H18V214H17ZM39 213H42V214L39 215ZM45 213H46V214H45ZM51 213H52V214H51ZM77 213H79L80 216H77ZM88 213H89V214L94 213V214H92L93 217H92V215H91V216L88 215ZM95 213H97V214H95ZM156 213H157V212H156ZM238 213H239V212H238ZM238 213H235V215H237ZM1 214H2V213H0V215H1ZM53 214H54V215H53ZM56 214H57L58 216H56ZM79 214H78V215H79ZM174 214H175V212H174ZM16 215H17V216H16ZM42 215H44V217H43ZM87 215L90 216L91 219H90V217L88 218ZM99 215H100V216H99ZM102 215H103V216H102ZM104 215H107V216H104ZM116 215H118V217H117ZM126 215H124V217H125ZM196 215H197V216H196ZM196 215H195V214H194V215H191V217H194L193 219H195V217H198V218H199V217H200V218L203 217L202 215L200 216V213H197ZM235 215H233V213H232L231 217H232V216H235ZM7 216H6V217H7ZM32 216H33V217H32ZM34 216H35V217H34ZM53 216H54V217H53ZM73 216L75 217L76 220H72V219H71V217H73ZM76 216L78 217V219H77ZM86 216H87V217H86ZM158 216H159V215H158ZM173 216H174V215H173ZM216 216H217V215H216ZM238 216H241V215L239 214ZM242 216H243V215H242ZM37 217H39V218H37ZM74 217H73V218H74ZM85 217H86V219L89 221V223L91 222V225H90V226H88L89 224H87L88 227H84V226H86V222L84 223V221H85ZM94 217H95V220H94V221H96L97 223H94V221H93ZM98 217H99V218H98ZM103 217H106V218H103ZM107 217L109 218L108 220H111V223H112V224H113V222H116V223L113 224V226H114L115 228L111 225V223H109V221H108V222L106 221V220H107ZM116 217H117V219H116ZM127 217H129V216H127ZM134 217H133V218H134ZM187 217H188V216H187ZM191 217L189 216V219H190ZM214 217H215V215H214ZM219 217H220V216H219ZM219 217H216V218L219 219ZM9 218H10V217H9ZM32 218H33V219H32ZM40 218H42V219H40ZM118 218H119V219H118ZM122 218H123V217H122ZM129 218H130V217H129ZM133 218H132V219H133ZM164 218H165L166 220H165ZM198 218H197V219H198ZM203 218H204V217H203ZM234 218H235V217H234ZM236 218H237V217H236ZM238 218H240V217H238ZM241 218H242V217H241ZM241 218H240V219H241ZM96 219H97V220H96ZM127 219H128V218H127ZM132 219H130V220H132ZM143 219H145V220H143ZM162 219H164L165 221H164V220L162 221ZM189 219L185 220L183 223L188 224L187 222L190 221ZM191 219H192V218H191ZM232 219H233V217H232ZM240 219H238L237 221L242 222ZM242 219H243V218H242ZM25 220H26V219H25ZM31 220H32V221L35 220V222H36L37 224H35V222H32ZM42 220H43V221L45 220L44 223L42 222ZM46 220H48V221L46 222ZM70 220H71V221H70ZM87 220H86V221H87ZM118 220L120 221V223H119ZM122 220H124V219H122ZM128 220H129V219H128ZM157 220H158V221H157ZM168 220H169V219H168ZM188 220H189V221H188ZM234 220H235V219H234ZM5 221H6V223H5ZM51 221H52V222H51ZM88 221H87V222H88ZM99 221H100V222H99ZM132 221H133V220H132ZM138 221H139V223H138ZM141 221H142V222H141ZM147 221H148L149 225H148ZM186 221H187V222H186ZM194 221H195V220H194ZM194 221H193V222H194ZM196 221H197V220H196ZM243 221H244V220H243ZM3 222H4V223H3ZM15 222H16V223H15ZM18 222H19V225L17 226ZM24 222H25V221H24ZM30 222H31L32 224H31ZM58 222H59V223H58ZM92 222H93L94 224H92ZM128 222H129V223H127V221H126V223L130 225V222H131V221H128ZM144 222H145L146 224H145ZM165 222H166V223H165ZM167 222H168V223H167ZM197 222H198V221H197ZM205 222H206V221H205ZM214 222H215V224H213ZM216 222H217V221L214 220L213 222H211L212 224H211V223L209 224V226H206V224L208 225V223H204V222H203L204 224L201 223V225H199L198 223H200V222H198V223H197L198 225H196L197 227L195 226V223L192 224V222H191V224H192V226H193L194 228L196 227L197 229H198V226H202V224H203L205 227H209V228H210V226H212V227L215 226V227H217V228L222 226L221 223H223V222H220V224H218V222H217V224H216ZM10 223L12 224V220L10 221ZM28 223H29V224H28ZM40 223H43V224H40ZM45 223H46V224H45ZM52 223H53V224H52ZM133 223L131 222V224H133ZM21 224L24 225V226L26 225V226H27V227L25 226L26 229L23 228L24 226L22 227ZM33 224H34V225H33ZM58 224H59V225H58ZM84 224H85V225H84ZM118 224H119L120 226L122 225V226H123V229H121L120 226H119ZM160 224H161V225H160ZM30 225H31V226H30ZM51 225H52V226H51ZM57 225H58V226H57ZM102 225H103V226H102ZM138 225H139V226H138ZM155 225H157V227L160 226L161 231H163V232L160 231V228H159V229L156 228L155 230H157V231H155L154 234H153V233L151 234V232H149V231L152 230L151 227L154 228ZM162 225H163V228H162ZM216 225H217V226H216ZM223 225H224V226H223V229H227V228H226V227H227L226 223H225V224L223 223ZM230 225H231V224H228L229 227H230ZM20 226H21V227H20ZM36 226H38V228H37ZM42 226H43V228H42ZM101 226H102V227H101ZM104 226H106V227L104 228L105 230L102 229ZM145 226H147V227H145ZM150 226H151V227H150ZM165 226H167L168 228H165ZM225 226H226V227H225ZM232 226H233V225H232ZM232 226H231V227H232ZM243 226H244V225H243ZM243 226H242V227H243ZM30 227H31V228H30ZM39 227H40L41 229H39ZM51 227H52V228H51ZM58 227H59V228H58ZM89 227H90V228H89ZM96 227H101V228H98L99 231L102 229L100 233H99V231H97L98 229H97ZM108 227H109V228H108ZM110 227H113V228L110 229ZM148 227H150V230H149ZM205 227L203 228V226H202V229H203L204 231H206V229H207V228L205 229ZM224 227H225V228H224ZM229 227H228V228H229ZM233 227H234V226H233ZM242 227H241V226H240V227H237V229H236V227H235V228H231V231H230V232L232 233L233 230H237V231H239L240 229H241L240 232H241L242 230L244 231V229H242ZM8 228H7V229H8ZM44 228H45L46 230H45ZM84 228H85V229H90V230H88V234H87L86 230H84ZM117 228H118V229H117ZM125 228H126V229H125ZM146 228H148V231H147ZM170 228H172V227L170 226ZM196 228H195V230H196ZM217 228H216V230L218 231ZM12 229H13V228H12ZM29 229H28V231H29ZM51 229H52V230H51ZM57 229H58V230H57ZM79 229H80V230H79ZM119 229L124 230V231H121V230H120L121 234H119ZM139 229H140V230H139ZM164 229H165V230H166V229L168 230V231L166 230L167 233H164V232H165ZM213 229H214V228H213ZM219 229H220V228H219ZM223 229H220V230H223ZM229 229H230V228H229ZM0 230H1V228H0ZM91 230H92V231H91ZM125 230H126V232H125ZM134 230H135V231H134ZM199 230H200V231H203V230H201V229H199ZM199 230H197V231H199ZM207 230H208V229H207ZM214 230H215V229H214ZM2 231H1V232H2ZM28 231L26 230V232H27L26 235L29 234ZM62 231H63V232H62ZM133 231H134V233H133ZM139 231H140V232L142 231L141 235H140V232H139ZM144 231H145L146 235H145ZM159 231L163 234V236H165V237L167 236V238H166L167 240H166V239H165V241L162 240L164 237L162 236V234H161ZM197 231H196V232H197ZM200 231H199V232H200ZM223 231H226V230H223ZM228 231H229V230H227V232H228ZM33 232H32V233H33ZM65 232H66V234H65ZM83 232H84V233H83ZM85 232H86V234H85ZM89 232H91L90 235H89ZM105 232H106V233H105ZM107 232H109L111 235H113V233H116V234H114V235L112 236V238H111V235L109 236L110 239L108 240V242L105 240V239L108 238V236H106L107 238H105V235H109V233L107 234ZM122 232H125V233L122 234ZM158 232H159V233H158ZM34 233H35V232H34ZM40 233H41L42 236L44 237V239H42L43 241L40 239V238H42L41 235H40ZM61 233H62V234H61ZM129 233H130L132 236H131ZM132 233H133V234H132ZM137 233H138L139 235H137ZM155 233H157V235H156ZM10 234H11V232H10ZM53 234H54V235H53ZM68 234H69V236H68ZM92 234L95 235V236H93L94 239H92ZM99 234H100V235H99ZM104 234H105V235H104ZM159 234H160L161 236H160ZM165 234H167V235H165ZM26 235H25V236H26ZM87 235H88L89 237H88ZM101 235H102V236H101ZM115 235H116V237H119V238H116ZM117 235H118V236H117ZM120 235H121L122 239H120ZM143 235H144V236H143ZM158 235H159L160 237H158ZM252 235H253V233H252ZM252 235H251V237H252ZM10 236H11L13 239H11ZM28 236H29V235H28ZM55 236H56V237H55ZM128 236H129V237H128ZM145 236H146L147 240H145L146 238L144 239ZM253 236H254V235H253ZM9 237H10V239H11L12 242L9 240ZM30 237H31V236H30ZM32 237H31V240L28 238L29 241H30V243H31V241L33 240ZM58 237L61 238V239H58ZM85 237H87V238H85ZM90 237H91V240H90ZM137 237H138V238H137ZM148 237H149V240H148ZM36 238H35V239H36ZM55 238H57L58 241H57V239H55ZM113 238H114L115 240H114ZM124 238H126V239L124 240ZM160 238H161V239H160ZM180 238L182 239V237H180ZM189 238H190V237H189ZM236 238H237V237H236ZM25 239H26V237H25ZM67 239H68L69 244H70V242L73 243V244L75 243V245H74L75 249H74V247H72V248H73L74 250H76V251L80 250V252H78V254L80 253V257L76 255V252H75V251H74V253H73V254H75L74 256L69 252L68 255L70 256V258L73 256V257H72L73 259H69V260L67 261V257H68V256H67V253L65 252L66 250H65V251H64V250L61 251L62 249H65V248H66L68 251L70 250V249L67 248V247H68L67 245L64 246V245H65V241H67ZM77 239H78V240H77ZM86 239H87V241H86ZM111 239H112V240H111ZM118 239H119L120 241L123 240V241H121L122 244H121L120 242H119L120 244L117 242ZM139 239H140V240H139ZM150 239H151V240H150ZM233 239H235V238H233ZM17 240H19V241H17ZM39 240H40V241H39ZM48 240H49V241H48ZM63 240H64V243H62ZM89 240H90V241H89ZM161 240H162V241H161ZM235 240H237V239H235ZM240 240H241V239H240ZM247 240H248V239H247ZM4 241H5V242H4ZM9 241H10V242H9ZM13 241H14V242H13ZM20 241H21V242H20ZM27 241H28V240H27ZM29 241H28V243H29ZM33 241H34V240H33ZM44 241H45L46 243H45ZM56 241H57V242H56ZM75 241L78 242V243H76ZM85 241H86V242H85ZM91 241H92V242H91ZM103 241H104V242H103ZM115 241H116V242H115ZM131 241H132V242H131ZM141 241H142V243H141ZM147 241H148V242H147ZM187 241H188V242L190 241V243H188ZM238 241H239V240H238ZM8 242H9V244H8ZM17 242H20V243H17ZM68 242H67V243H68ZM105 242H107V243H105ZM109 242H110V244H109ZM113 242H114V243H113ZM136 242H137V243H136ZM139 242H140V243H139ZM145 242H146L147 244H146ZM157 242H158L159 244H158ZM167 242H166V244H167ZM172 242H174V241H172ZM191 242H192V243H191ZM230 242H234V243H236L237 241H232V239H229V242H226V243H230ZM240 242H241V241H240ZM240 242H237V244H239ZM26 243H27V242L24 243V246H25ZM33 243H34V242H33ZM42 243H45V244L43 245ZM67 243H66V244H67ZM87 243H90V244H89L90 246H89ZM116 243H118V244H116ZM127 243H128L129 245H128ZM132 243H133L134 245H135V244H138V245H135V246H134ZM174 243H175V242H174ZM222 243H223V244H226L225 242H222ZM31 244H32V243H31ZM40 244H41L44 248H43V247H42V248H39V246H41ZM61 244H62L63 247H61V249H60L58 252L56 251L57 253H55V250H57L55 247H57V248L59 247V248H60ZM77 244H78V246H77ZM106 244H107L108 246H110V247L108 248V246H107ZM115 244H116V245H115ZM124 244H125V245H124ZM145 244H146V245H145ZM152 244H153V245H152ZM161 244H163V245H161ZM168 244H169V242H168ZM170 244H171V243H170ZM188 244H190L191 246H189L187 250H189V248H190V250H189V252H188L187 250H185V251H186V252H185V251H184V248L186 249ZM237 244H234L233 247H236V248H237ZM28 245H27V246H28ZM82 245H81V246H82ZM85 245H84V246H85ZM101 245L103 246V248H104V245H106L107 249H106V247H105L104 249H101V248H102ZM117 245H118V246H117ZM119 245H120L121 247H120ZM123 245H124V246H123ZM130 245L133 247V250H132V251H131L129 248H127V246L131 248ZM142 245H143V246H142ZM149 245H150V247H149ZM158 245H161V246H158ZM177 245H179V247H178ZM181 245H182V246H181ZM239 245H240V244H239ZM239 245H238V246H239ZM241 245H243L242 247L244 248L245 245L243 244V242L241 243ZM241 245H240L239 247H241ZM24 246H23V247H24ZM72 246H73V245H72ZM76 246L78 247V249H77ZM81 246H80V247H81ZM115 246H117V247H115ZM139 246H142V247H139ZM144 246H145V248H144ZM146 246H147V247H146ZM157 246H158V247H157ZM163 246H164V247H163ZM165 246H166L167 249L165 248ZM173 246H174V248H171V247H173ZM221 246H222V245H221ZM231 246H232V245H231ZM231 246H229V245H228V246H227V245H224L223 247L226 249V248L231 247ZM2 247H3V246H2ZM23 247H22V248H23ZM25 247H26V246H25ZM100 247H101V248H100ZM119 247H120V248H123V249H120ZM124 247H126V248H124ZM148 247H149V248H148ZM239 247H238V248H239ZM9 248H8L7 250H6V249H5V250H6V251H9ZM15 248H16V247H15ZM38 248H39V249H38ZM59 248H58V249H59ZM69 248H70V246H69ZM81 248H82V247H81ZM115 248H116V249H115ZM142 248H144L143 250H145V251H143ZM160 248H161V249H160ZM163 248L167 250V251H165V252L167 253V254L165 253V254L167 255V257H166L165 255H163V253H164V252H163V250H164ZM197 248H198V247H197ZM224 248L222 249V251L225 250ZM238 248H237V249H238ZM28 249H27V251H28ZM47 249H48V250H47ZM52 249H51V251H52ZM73 249H72V250H73ZM127 249H129V250H127ZM131 249H132V248H131ZM138 249H141L142 252H141V250L139 251ZM151 249H152V250H151ZM192 249H194V251H193ZM230 249L232 250L233 248L231 247ZM237 249H234V250L236 251ZM5 250H4V251H5ZM23 250H24V249H22V251H23ZM25 250H26V249H25ZM72 250H71V251H72ZM98 250H99V251H98ZM105 250H104V251H105ZM121 250H122V251H121ZM126 250L128 251V254H127V251H126ZM146 250H147V252H148V250H150V251L148 252V254H144V253H147ZM157 250H159V251H161V252H158ZM191 250L193 251L194 254L191 253V252H192ZM216 250H217V251H216ZM239 250H240V248H239ZM60 251H61V252H60ZM81 251H82V252H81ZM123 251H124V252H123ZM130 251H131V253H130ZM190 251H191V252H190ZM227 251H228V250H226V251H224V252H222V253H225L227 256H232V255H233V254H231L233 251H231V253H230L231 255L227 254V253H226ZM235 251H234V252H235ZM0 252L4 254L3 251H0ZM30 252H31V253H30ZM90 252L88 251V254H89ZM121 252H122V253H126L127 255H125V254L121 255V254H122ZM136 252H138V253L136 254ZM153 252H154V253H153ZM187 252H188L189 254H188ZM216 252H218V253H216ZM1 253H0V255H1ZM6 253H8V252H6ZM19 253H21V254L23 253V254H22V255H21V254L19 255ZM29 253L31 254V257H30V255H29ZM35 253H36V255H35ZM51 253H52V252H51ZM65 253H66V259H63V258H65V257H63V255H64ZM82 253H83V254H82ZM119 253H121V254H119ZM142 253H143V255H142ZM168 253H170V254H168ZM236 253H237V252H236ZM70 254H71L72 256H71ZM84 254H85V255H84ZM90 254L93 255L94 253L91 252ZM90 254H89V255H90ZM155 254H156L158 257H157ZM160 254H162L163 257H162ZM197 254H198V256H197ZM83 255H84L86 258L83 259V257H84ZM116 255H117V256H116ZM139 255L141 256V258H140ZM150 255H152V256H150ZM153 255H154V256H153ZM201 255H202L204 258H206V259L203 260L202 257H201ZM234 255H235V254H234ZM38 256H39V257H38ZM50 256H51V254H50ZM50 256H49V257H50ZM107 256H106V255L104 256L105 260L107 259ZM111 256H108V257L110 258V259L108 258L109 261H108V259H107L106 261L104 260L105 263H104V261L102 262V261H100V260H95V259H97V258L94 259L95 254H94V257L91 256L93 260L90 259V258H91L90 256H89L90 258H88V259H90V261L93 262L94 264H114V262H113V263H110V262H111V261H110V260H111ZM122 256H123L124 258H123ZM135 256H139V258H138V257L136 258ZM145 256H146V257H145ZM147 256H149V257H151V258H149V257L147 258ZM160 256H161L162 258H161ZM1 257H2V256H0V259H1ZM34 257H35V258H34ZM37 257H38V258H37ZM42 257H43L44 259H43ZM118 257H119L120 259H119ZM153 257H157L158 259H157V258L154 259ZM174 257H176L178 260H176V258H174ZM181 257H182V258H181ZM183 257H185V258L183 259ZM2 258H3V257H2ZM9 258H12V257H9ZM9 258H8V259H9ZM33 258H34V259H33ZM36 258H37V259H36ZM46 258H47V259H46ZM125 258H126V259H125ZM166 258H168V259H166ZM186 258H187V259H186ZM194 258H195L196 260H195ZM216 258H217V257H216ZM216 258H215V260H216ZM14 259H13V260H14ZM56 259L54 260L55 262H56ZM122 259L127 260V262H126V261L124 262V260H122ZM164 259H165V260H164ZM169 259H171L172 261H170ZM190 259H191V260L193 259V260L191 261ZM13 260H11V263H12V264H14V263H13ZM38 260H39V259H38ZM38 260H37V262H38ZM45 260H47L48 263H47ZM76 260H77V259H76ZM76 260H75V261H76ZM79 260H80V259H79ZM79 260H78L77 262H79ZM102 260H103V259H102ZM117 260H114V261L116 262L115 264L119 263V262H117ZM120 260H122V261H120ZM138 260H139V261H138ZM146 260H147V261H146ZM162 260H163V261H162ZM180 260H181V261H180ZM207 260H208V262H207ZM1 261H3V259H1ZM1 261H0V262H1ZM58 261H57V263H58ZM75 261H73V263H74ZM90 261L88 260V262H90ZM137 261H138V262H137ZM8 262H10V261L7 260V263H8ZM14 262H15V261H14ZM26 262H25L24 264H26ZM84 262H85V261H84ZM136 262H137V263H136ZM141 262H142V263H141ZM165 262H163V264H165ZM171 262H172V263H171ZM198 262H200V263H198ZM1 263L3 264V262H1ZM7 263H6V264H7ZM40 263H37V264H40ZM57 263H56V264H57ZM75 263H76V262H75ZM79 263H80V262H79ZM85 263H86V262H85ZM93 263H91V264H93ZM147 263H146V264H147ZM8 264H10V263H8ZM35 264H36V262H35ZM54 264H55V263H54ZM58 264H59V263H58ZM64 264H65V263H64ZM66 264H67V263H66ZM68 264H69V262H68ZM70 264H72V262H71ZM82 264H83V262H82ZM86 264H87V263H86Z\"/></svg>",
	"mask_w": 264,
	"mask_h": 264
}]
</instances>
